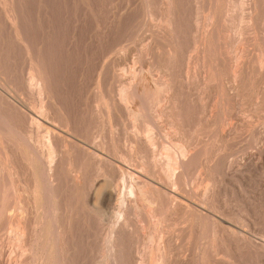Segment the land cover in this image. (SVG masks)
Instances as JSON below:
<instances>
[{
    "label": "bare ground",
    "instance_id": "obj_1",
    "mask_svg": "<svg viewBox=\"0 0 264 264\" xmlns=\"http://www.w3.org/2000/svg\"><path fill=\"white\" fill-rule=\"evenodd\" d=\"M19 1H27V0H19ZM40 1V0H39ZM54 1V0H53ZM51 1V2H53ZM62 1V0H61ZM73 1V0H72ZM100 1V0H99ZM98 1V2H99ZM108 1V0H107ZM138 1V0H137ZM144 1V0H143ZM150 0H145V8H146V14L150 15L151 14V5L153 6V4L150 5ZM158 1V0H157ZM177 1V0H176ZM186 1V0H185ZM193 1V0H192ZM200 0H196L194 2H196L198 5L200 4L202 6V4L199 2ZM202 1V0H201ZM208 1V0H207ZM225 1V0H224ZM232 1V0H231ZM37 2V1H36ZM46 2V1H45ZM71 2V1H70ZM69 2V3H70ZM78 2V1H77ZM136 2V1H135ZM134 2V3H135ZM152 2V1H151ZM154 2V0H153ZM161 2H163L161 0ZM160 2V3H161ZM190 2V1H189ZM192 2V4L194 3ZM199 2V3H198ZM215 2V1H214ZM218 1H216L217 3ZM223 2V1H222ZM231 3V9L235 10V11H239V15H237V17L232 16L231 17H235V19L233 20V26L235 25V22H240V23H245V26L240 28V31H244L245 29H247V27L249 26H253L254 25V19L256 17L257 11L263 7L264 9V0H233L232 2L227 1ZM225 2V3H226ZM34 3V1H33ZM50 3V2H49ZM54 3V2H53ZM52 3V4H53ZM57 3V2H56ZM92 3V2H91ZM157 3V2H156ZM164 6L160 4L161 7H165L166 5V9L167 11L165 13H167V18L164 22H166L165 25L169 24L170 25V15L174 16L176 14H173L172 10V0H165ZM175 3V2H174ZM185 3V2H184ZM195 3V4H196ZM203 3V1H202ZM209 3V2H208ZM219 3H221V0H219ZM224 3V4H225ZM15 4V0H0V7L4 8L5 11V18H6V22H8L7 24H9L10 27H8V30L11 29V33L14 34V38L16 37V39L18 40V42L21 45V51L22 54L24 53L27 60H24L25 62H28L29 65V70L26 74H28L26 77L22 78L23 80L21 81V90L24 89L28 91L29 94H31L33 98H31V101L29 103V106L27 107H23L21 106V104H11L13 102H11L10 104L7 102V105L9 104L10 107L8 106L7 108H9L6 112L3 111V109L0 111H3L1 113H6L1 114L0 113V144L2 146H0V148L3 151V154L5 156V171L6 173H8V177L5 179L7 184L5 185V190L3 192L4 197L1 199L0 198V217L2 219V217L4 218L3 220H5L4 222L2 221V223L4 224V230L7 233V239L6 241V245L8 246V250L5 252V256H7L6 263L8 264H187L188 260L185 257V251H183L185 248H183V244L185 243V239L186 238H190L192 235H196L197 233H200L198 235V242H200V244H202L199 247V250L197 249L196 253L193 255V259L192 263L194 264H232V260L233 257L231 255H229L230 252H228V250L223 251L220 250L221 246L229 241L232 242L233 244H235V246L237 247H243L244 249L246 248L248 251L250 250V252L254 253V255L256 254L257 256L260 257V262L261 264H264V235H261L260 241H255L253 240V237L250 235H247V232L242 230V219L243 217H239V215L235 218H232L231 215H225L224 211H222L223 206L221 208V206L219 205V199H216V184H215V180H213V178H211L210 180H206L208 182H200L198 184V180L197 182H194V180L192 181V177H190L189 180V173L190 171H194L189 169L190 166L194 163V159H195V155L198 152H194L195 154L191 153V147L193 146V148L195 147L194 145H196L193 142V136H195V141L196 140V132H194L195 127L193 128V126H190L191 132H194L192 134V136H190V139H187V130H185V124H187L188 121H185L186 119L184 117H188L186 115H188L186 112V110L188 109V106H190V102H192L190 99L192 97H194L193 95L190 96V104H184L185 101L183 103L177 102V99H179V97L176 95L178 94V89L181 90L182 89V84H180V86L177 89L176 94L174 93V87L173 86V82L174 79L176 80L175 77H173L176 73V71L174 72L173 70L170 69L169 72H174L172 78L171 83L169 82V80L167 81L166 79L168 78H164L165 81H159L160 83L157 81L156 83L158 85H156L155 88H151L152 86H149V84H147V78H145L144 76L141 77V75H144L142 73L143 70L142 68H140L139 66H137V63L134 64L137 66V68L139 67L142 71L141 75L139 77L140 78V84L138 86H133L132 88H127L126 86H123V88L118 89V98L117 100H112L107 94H105L104 96L106 98H110L109 102H105L103 96H100V98L96 99L97 101H95V104L92 105V102L90 105H92V108L90 107L89 109H91L92 114L96 115V117L98 118V120H102V122H105L104 117L106 116L107 118V122L108 125H110L111 120H113L114 116L113 114L117 111H120V113H122L123 116L127 117L130 119V121H133L132 124H136L135 122L138 123V121L140 122V126L138 132L134 131V136H130V143L132 142L133 145H131L132 150H130V152L127 150L129 147V145H127L126 151L122 150L124 152V154L117 150L113 145H111V142L113 141L112 138L110 144L106 141L109 140L107 139L105 142H101L98 140L96 133V138H91L88 137L87 135H90V132L87 135H84V126L83 128H81L82 131H80V135H77L78 133L76 132L77 129L80 126H76L78 127L75 131L72 128L73 124L71 122V119H69V116L64 113L63 109L61 107H58L57 104L54 102L53 98L54 96L51 93V89L49 86V77H48V73L46 71L45 65L43 64L42 59L40 58L39 54L37 52H35V48L33 49L31 47V42L29 44V40L26 38H24V34L22 36L21 30L19 27V15H18V11L16 10V8L14 7ZM32 4V3H31ZM60 4V3H59ZM62 4V3H61ZM90 4V3H89ZM93 4V3H92ZM101 4V3H100ZM140 4V3H139ZM159 4V3H158ZM183 4V3H182ZM191 4V5H192ZM195 4H193L194 8H195ZM57 5V4H55ZM198 6V8H200L201 6ZM209 4H206V6L208 7ZM217 5V4H216ZM223 5V4H221ZM226 5V4H225ZM62 6V5H61ZM64 6V5H63ZM122 6V5H121ZM140 6V5H138ZM158 6V7H160ZM197 6V5H196ZM205 6V7H206ZM214 6V5H213ZM220 6V5H219ZM224 6V5H223ZM229 6V4H228ZM39 7V6H38ZM49 7V6H48ZM51 7V6H50ZM155 8V6H153ZM181 7V6H180ZM206 7V8H207ZM226 8V6H224ZM15 8V9H14ZM33 8V7H32ZM54 8V6H53ZM75 8V7H74ZM82 8V7H81ZM80 8V9H81ZM85 8V7H84ZM107 8V7H106ZM139 8V7H138ZM162 8V9H163ZM184 8V7H182ZM205 8V9H206ZM215 8V6H214ZM229 8V7H227ZM31 9V8H29ZM36 8H34L35 10ZM39 9V8H38ZM51 9V8H50ZM55 9V8H54ZM57 9V6H56ZM70 9V8H69ZM140 9V8H139ZM138 9V10H139ZM142 9V8H141ZM160 9V8H159ZM161 9V10H162ZM175 9V8H174ZM203 9V8H202ZM200 9V10H202ZM209 9V8H208ZM217 9V8H216ZM224 9V8H223ZM222 9V11L224 12V10ZM22 10V9H21ZM37 10V9H36ZM46 10V9H45ZM63 10V9H62ZM137 10V11H138ZM181 10V9H180ZM186 10V9H185ZM184 10V12H185ZM189 10V9H188ZM231 10V11H232ZM259 10V11H260ZM41 11V10H40ZM68 11V10H67ZM74 11V10H73ZM164 11V9L162 10ZM175 11V10H174ZM195 11V10H194ZM203 11V10H202ZM207 11V10H206ZM215 11V10H213ZM232 11V12H235ZM248 11V12H247ZM35 12V11H34ZM43 12V11H41ZM45 12V11H44ZM48 12V11H47ZM70 12V11H69ZM109 12V11H108ZM208 12V11H207ZM221 12V11H220ZM31 13V12H30ZM49 13V12H48ZM52 13V12H51ZM57 13V12H56ZM71 13V12H70ZM162 14V15H165ZM173 15H172V14ZM197 14L198 15V11L193 12V14ZM206 13V12H205ZM204 13V14H205ZM211 13V12H210ZM217 13V12H216ZM34 14V13H33ZM44 14V13H42ZM61 14V13H60ZM120 14V12H119ZM159 14V13H158ZM182 16H184L182 13H180ZM186 14V13H185ZM194 14V16H195ZM202 14V12H201ZM200 14V15H201ZM215 14V13H214ZM225 14V12L223 13V15ZM229 14V13H227ZM235 14V13H233ZM238 14V13H236ZM235 14V15H236ZM259 14H262L259 12ZM41 15V13H40ZM50 15V14H49ZM56 16V14H54ZM78 15V13H77ZM83 15V14H82ZM133 15V14H132ZM140 15V14H138ZM137 15V17H138ZM222 15V13H221ZM221 15H218V19L219 17H221ZM222 15V16H223ZM226 15V14H225ZM263 15V14H262ZM32 16V15H31ZM37 16V15H35ZM120 16V15H119ZM136 16V15H135ZM143 16V13L141 15V17ZM186 16V15H185ZM194 16H192L191 18H193ZM199 16V15H198ZM205 16V15H204ZM51 17V16H50ZM59 17V16H58ZM68 17V16H67ZM73 17V16H71ZM109 17V16H108ZM150 17V16H148ZM147 17V18H148ZM181 17V16H180ZM190 17V16H188ZM200 17V16H199ZM202 17V15H201ZM257 17H261L258 16ZM29 18V17H28ZM52 18V17H51ZM74 18V17H73ZM80 18V17H79ZM92 18V17H91ZM123 18H125L123 16ZM165 18V17H164ZM174 19V17H172ZM182 18V17H181ZM215 16L213 14H210L207 16V24L212 23L214 20ZM226 20V17H222ZM32 19V18H31ZM56 19V17H55ZM54 19V20H55ZM65 19V18H64ZM70 20V18H68ZM72 19V18H71ZM98 19V18H97ZM132 19V18H131ZM136 19V17L133 18V20ZM146 19V18H145ZM151 19L150 22H152V19H154V17L149 18V20ZM162 19V17H161ZM160 19V20H161ZM177 19V18H176ZM175 19V20H176ZM187 19V18H186ZM195 19V17H194ZM201 19V18H199ZM216 19V21L219 22V20ZM223 19V20H224ZM259 19V18H258ZM262 21L264 22V15L262 16ZM260 19V20H261ZM34 19H32L33 21ZM42 20V19H41ZM48 20V18H47ZM54 20L52 22H54ZM58 20V19H57ZM103 20V19H102ZM101 20V21H102ZM107 20V19H106ZM117 20V19H116ZM197 20V19H196ZM228 20V19H227ZM66 21V20H65ZM130 21V20H129ZM144 21V20H143ZM148 21V20H146ZM163 21V19H162ZM174 21V20H173ZM175 24V22H173ZM189 21V19H188ZM198 21V20H197ZM196 21V23H198ZM259 21V20H258ZM36 22V20H35ZM61 21H59L60 23ZM92 22V21H91ZM107 22V21H106ZM116 22V21H115ZM113 22V25L114 23ZM149 22V21H148ZM154 22V21H153ZM168 22V23H167ZM217 22V23H218ZM222 22V20H221ZM262 22V23H263ZM24 23V22H23ZM34 23V22H33ZM37 23V22H36ZM43 25L44 22H42ZM55 23V22H54ZM53 23V24H54ZM57 23V22H56ZM80 23V22H79ZM104 23V22H103ZM110 23V22H109ZM117 23V22H116ZM129 23V22H128ZM135 23V22H134ZM140 23V22H139ZM183 23H185V21H183ZM189 23V22H188ZM192 23V22H191ZM195 23V21H194ZM196 28H197V24ZM201 23V21H200ZM203 23V22H202ZM216 23V22H215ZM224 23V21H223ZM223 23L221 24V26L219 28L222 27ZM258 23V22H257ZM256 23V24H257ZM260 23V22H259ZM258 23V24H259ZM3 24V22H2ZM47 24V22H46ZM75 24V23H74ZM100 24V22H99ZM108 24V23H107ZM106 24V25H107ZM143 23H141L142 25ZM155 24V23H154ZM179 24V23H178ZM214 24V23H213ZM226 24V22L224 23V25ZM228 24V23H227ZM242 24V25H243ZM255 24V25H256ZM264 24V23H263ZM34 25V24H33ZM38 25V24H37ZM52 25V24H51ZM83 25V24H82ZM96 25V24H95ZM131 25V24H129ZM128 25V26H129ZM163 24V28L164 26ZM168 25V26H169ZM177 24H175L176 26ZM194 25V28H195ZM212 25V24H211ZM220 25V24H218ZM223 25V27H224ZM229 25L231 27V23L229 22ZM238 25V24H237ZM240 25V24H239ZM31 26V25H30ZM36 25H34L35 27ZM58 26V25H57ZM127 26V25H126ZM125 26V27H126ZM137 26V25H136ZM135 26V27H136ZM144 26V25H142ZM140 26V27H142ZM148 26V25H147ZM188 26V24H187ZM201 26V25H200ZM206 26V25H205ZM210 26V25H209ZM209 26L207 25L206 30H204L203 32V38H204V46L206 47V45L208 47V49L213 50L210 48V44H208V37L210 35V30H207L209 28ZM236 26V25H235ZM241 26V25H240ZM257 26V25H256ZM263 28V25H260ZM38 27V26H37ZM48 27V24L47 26ZM112 27V26H111ZM115 28V26H113ZM112 27V28H113ZM192 27V26H191ZM216 27V26H215ZM214 29H217L218 27ZM254 27V26H253ZM258 27V26H257ZM24 28V27H23ZM28 28V27H27ZM32 28V27H31ZM109 28V27H108ZM113 28V29H114ZM129 28V27H128ZM169 28V27H168ZM172 27H170L169 29L171 30ZM178 28V26H177ZM193 28V27H192ZM191 28V29H192ZM202 28V26L195 31H200V29ZM218 28V29H219ZM244 28V29H243ZM255 28V27H254ZM259 28V29H262ZM25 29V28H24ZM30 29V28H29ZM45 29V28H44ZM103 29V28H102ZM133 29V28H132ZM167 29V28H166ZM179 29V28H178ZM212 29V26H211ZM225 29V28H224ZM222 29V30H224ZM235 27H231V32L232 30H234ZM258 29V28H257ZM264 29V28H263ZM46 30V29H45ZM112 30V29H111ZM122 30V29H121ZM159 30V29H158ZM160 30V31H162ZM194 30V29H193ZM26 31V30H25ZM82 31V30H81ZM113 31V30H112ZM111 31V32H112ZM139 31V29H138ZM165 31V30H164ZM192 31V30H191ZM194 31V32H195ZM198 31V33H199ZM220 31V29L218 30ZM237 31V30H236ZM239 31V30H238ZM240 31L238 33H240ZM251 31V30H249ZM257 31V30H256ZM261 31V30H259ZM258 31V32H259ZM264 31V30H263ZM24 32V31H23ZM38 32V31H37ZM48 32V31H47ZM58 32V31H57ZM101 32V31H100ZM103 32V31H102ZM144 32V31H143ZM154 32V31H153ZM170 32V31H169ZM190 32V31H188ZM213 32V31H212ZM217 33V30L214 31V33ZM221 32V31H220ZM225 32V31H224ZM253 32V31H252ZM40 33V32H39ZM56 33V32H55ZM61 33V32H60ZM124 33V32H123ZM137 33V32H136ZM142 33V32H141ZM146 33V32H145ZM150 33V30L148 32V34ZM155 33V32H154ZM160 32H158L159 35ZM167 33V32H166ZM196 33V32H195ZM196 33V34H198ZM223 33V31H222ZM230 33V32H229ZM237 33V32H236ZM246 33V32H245ZM254 33V32H253ZM261 33V32H260ZM259 33V34H260ZM25 34H27L25 32ZM32 34V32H31ZM37 34V33H36ZM42 35V31L40 33ZM39 34V35H40ZM99 34V33H98ZM109 34V33H108ZM120 34V33H119ZM118 34V35H119ZM122 34V33H121ZM140 34V33H139ZM148 34H145V36L143 35V37H147ZM152 34V33H150ZM157 34V32H156ZM172 34V32H171ZM177 33L174 34V36ZM179 34V33H178ZM190 34H192V32H190ZM195 34V35H196ZM200 34V33H199ZM224 34V33H223ZM222 34V35H223ZM231 34V33H230ZM233 34V32H232ZM242 34V33H240ZM54 35V34H53ZM117 35V36H118ZM124 35V34H123ZM147 35V36H146ZM161 35V34H160ZM168 35H170V33H168ZM173 35V34H172ZM171 35V37H172ZM186 35V34H185ZM218 35V33H217ZM216 35V36H217ZM221 38V33H219ZM226 35V34H225ZM222 36V40H224V36ZM239 35V34H238ZM244 35V34H243ZM261 35V34H260ZM264 35V34H263ZM12 36V35H11ZM37 36V35H36ZM47 36V35H45ZM94 36V35H93ZM100 36V35H99ZM167 36V35H165ZM182 36V35H181ZM190 36V35H189ZM228 36V33H227ZM225 36V37H227ZM240 36V35H239ZM254 36V34H253ZM262 36V35H261ZM31 37V36H30ZM29 37V38H30ZM54 37V36H52ZM58 37V35L56 36ZM85 37V36H84ZM102 37V36H101ZM127 36H125L126 38ZM132 37V36H131ZM150 37V35H149ZM152 37V35H151ZM160 36V39H162ZM185 37V36H184ZM201 37V36H200ZM213 38V35H211L209 38ZM230 36H228L229 38ZM232 37V36H231ZM230 37V38H231ZM235 37V34H234ZM238 37V36H237ZM237 37H235L233 39V41L235 39H237ZM256 37V36H255ZM258 37V36H257ZM13 38V39H14ZM37 38V37H36ZM41 38V37H40ZM39 38V40H40ZM117 38V37H116ZM148 38V37H147ZM154 38V36L152 37ZM151 38V39H152ZM157 38V37H155ZM164 38V37H163ZM173 38V37H172ZM176 38V36L174 37ZM196 38V37H194ZM214 38L215 35H214ZM233 38V37H232ZM243 39L247 38V37H242ZM254 38V37H253ZM70 39V38H69ZM94 39V38H93ZM103 39V38H102ZM114 39V38H113ZM120 39H122L120 37ZM135 39H137L135 37ZM149 39V38H148ZM147 39V40H148ZM150 39V40H151ZM166 39V38H165ZM183 39V38H181ZM217 39V38H216ZM215 39V40H216ZM239 39V38H238ZM237 39V40H238ZM252 39V36H250L249 40ZM261 39H264L261 37ZM6 40V39H5ZM34 40V39H33ZM47 41V39H45ZM56 40V39H55ZM58 40V39H57ZM63 40V39H62ZM124 40V39H123ZM127 40V39H126ZM139 40V38H138ZM150 40L148 41V43L150 42ZM154 40V39H153ZM152 40V43H155ZM172 40V39H171ZM176 40L178 41V38H176ZM187 40V39H186ZM195 40V39H194ZM200 40V39H197ZM214 40V39H213ZM214 40V41H215ZM219 40V39H218ZM221 40V39H220ZM221 40V41H222ZM228 40V39H227ZM232 40V39H230ZM230 40L228 43H230ZM241 40V39H240ZM239 40V41H240ZM248 40V39H246ZM245 41L242 42H238L241 43L239 46H241L243 44V46L247 45L245 44ZM116 41V40H115ZM121 41V40H120ZM136 41V40H135ZM143 41V40H142ZM170 41V40H169ZM174 41V40H173ZM184 41V40H183ZM232 41L231 45H234V41ZM254 40H251V42ZM55 42V41H54ZM53 42V43H54ZM57 42V41H56ZM119 42V40H118ZM123 41L119 42L122 43ZM146 42V40H145ZM158 42V41H157ZM171 42V41H170ZM186 41H184L185 43ZM197 44L198 41H196ZM200 42V41H199ZM216 42V41H215ZM218 42V41H217ZM226 42V40H225ZM237 42V41H236ZM249 42V41H247ZM35 43V42H33ZM42 43V42H41ZM52 43V44H53ZM60 43V42H59ZM79 43V42H78ZM81 43V42H80ZM111 43V42H110ZM118 43V44H119ZM135 43V42H134ZM142 43V42H141ZM141 43L139 42V44L141 45ZM161 43V42H158ZM157 43V44H158ZM164 43V42H163ZM210 43V42H209ZM227 43V44H228ZM237 43V44H238ZM253 43V42H252ZM47 44V43H46ZM45 44V45H46ZM55 44V43H54ZM57 44V43H56ZM62 44V43H60ZM86 44V43H85ZM123 44V43H122ZM125 44V43H124ZM127 44V43H126ZM143 44V43H142ZM150 46L148 45V47H153V44ZM154 44V46H155ZM175 44V43H174ZM189 44V43H188ZM191 44V43H190ZM189 44V45H190ZM196 44V43H194ZM193 44V45H194ZM196 44V45H197ZM236 44V43H235ZM236 44V45H237ZM255 44V41L254 43ZM253 44H251L253 46ZM36 45V44H35ZM108 45V44H107ZM121 45V44H120ZM133 45V44H132ZM144 45L147 47V44L144 43ZM143 45V46H144ZM164 47L163 44H160ZM182 45V44H181ZM226 45V43H225ZM235 45V46H236ZM250 45V46H251ZM2 46V45H1ZM57 46V45H56ZM62 46V45H61ZM60 46V47H61ZM119 46V45H118ZM120 50V47H118ZM126 46V45H125ZM129 46V45H128ZM136 46V44H135ZM138 46V45H137ZM145 46L143 48H145ZM166 46V45H165ZM171 46V45H170ZM169 46V47H170ZM188 46V45H187ZM192 46V44L190 45V47ZM195 46V45H194ZM238 46V47H239ZM249 46V47H250ZM251 46V47H252ZM257 46V45H256ZM260 46V44L258 45ZM257 46V47H258ZM10 47V46H9ZM8 47V49H9ZM115 47V46H114ZM113 47V48H114ZM131 47V46H130ZM147 47V48H148ZM177 47V46H176ZM179 47H181L179 45ZM178 47V48H179ZM198 47V46H197ZM200 47V46H199ZM220 47V46H218ZM227 45L225 46V50L226 52L227 50ZM248 47V49H249ZM256 47V48H257ZM56 49V47H54ZM83 48V47H82ZM92 48V47H91ZM112 50L109 51H119L117 48H114ZM129 48V47H127ZM137 48V47H136ZM140 48V47H139ZM138 48V49H139ZM146 48V50H147ZM165 48V47H164ZM189 48V46L187 47ZM186 48V50H187ZM195 48V47H194ZM194 48H190L188 50H193ZM223 48V47H222ZM237 48V47H236ZM243 48V47H242ZM254 48V49H256ZM262 48V47H260ZM7 49V47H6ZM15 49V48H14ZM58 49V48H57ZM66 49V48H65ZM90 49V48H89ZM93 49V48H92ZM155 49V47L153 48ZM168 49V46H167ZM172 49V48H171ZM171 49H169V51L173 52ZM177 49V48H176ZM175 49V50H176ZM185 49V47H184ZM203 49V47H202ZM223 49V52H225ZM238 49V48H237ZM245 49V48H244ZM243 49V50H244ZM259 49V48H258ZM258 49L256 50V52L258 51ZM70 50V49H69ZM104 50V49H103ZM106 50V49H105ZM142 50V47H141ZM140 51V53L142 54V51ZM144 50V49H143ZM156 50V49H155ZM163 50V48L161 49ZM183 49H181L180 52H182ZM197 49H195L196 51ZM207 50V49H206ZM205 50V51H206ZM216 50V48L214 49ZM220 50V49H219ZM241 51H243L242 49H240ZM247 50V47L246 49ZM244 50V51H245ZM253 50V49H252ZM263 50V49H262ZM9 51V50H8ZM55 51V50H54ZM138 51V50H137ZM148 51V50H147ZM147 51H143L145 52L144 54H147ZM150 51V50H149ZM158 55L161 54L162 56V52L160 50H158ZM165 51V50H164ZM168 51V50H167ZM168 51V52H169ZM177 51V52H179ZM189 51L191 54L195 53L194 51L191 52ZM204 51V50H203ZM204 51V52H205ZM232 55L234 54L232 51V49L230 50ZM229 51V52H230ZM1 52V51H0ZM6 52V51H5ZM50 52V51H49ZM57 52V51H56ZM103 52V51H102ZM125 52V50H124ZM153 53V51H151ZM151 52H148L151 54ZM157 52V51H156ZM170 52V54H171ZM175 52V51H174ZM184 52V51H183ZM188 52V51H187ZM185 52V53H187ZM211 52V51H210ZM216 52V51H215ZM215 52L213 51V53L215 54ZM225 52V55H226ZM236 51V55H237ZM247 52H249L247 50ZM259 52V51H258ZM53 53V52H52ZM58 53V52H57ZM60 53V51H59ZM110 53V52H109ZM114 53V52H112ZM116 53V52H115ZM114 53V54H115ZM138 53V54H140ZM165 53V52H163ZM240 53V52H239ZM245 52H243L244 55ZM250 53V52H249ZM252 53V51H251ZM250 53V54H251ZM9 54V53H8ZM23 54V56H24ZM137 54V53H136ZM137 54V55H138ZM140 54V55H141ZM169 54V53H168ZM169 54V55H170ZM181 54V53H180ZM201 54V51H200ZM203 54V53H202ZM201 54V56H202ZM206 54V53H205ZM202 57H204V55ZM209 54V51H208ZM206 54V58L207 55ZM213 54V55H214ZM221 54V53H220ZM228 56H230L231 54H229L227 52ZM262 56L256 59H252V54H251V61L256 60L254 63L252 62V64H254L253 66H246L243 67V65L241 64L242 62H244L242 60V57L244 58V56L242 55V57L240 58L239 61L242 60V62L238 63L237 61V65L234 66L232 60H229L230 57H228L230 63H228V74L231 75L234 84L236 81L241 82V87L245 89V87L248 86V84L245 83V80L247 81H251L255 80V83H251V85H249L247 88L251 91L252 93V97H254V100L256 98L255 102V106L256 108H260L261 106H264V51L262 52ZM14 55V54H13ZM21 55V54H20ZM56 55V54H55ZM58 55V54H57ZM79 55V54H78ZM112 55V54H111ZM135 55V57L137 56ZM138 55V56H140ZM153 55V54H151ZM150 55V61L152 62V56ZM167 55V56H169ZM172 55V54H171ZM176 55L173 54V56ZM184 55V53H183ZM193 55V54H192ZM211 55V53H210ZM212 55V56H213ZM224 55V54H223ZM224 55V56H225ZM249 55V54H248ZM24 56V57H25ZM99 56V55H98ZM116 56V55H115ZM123 56V55H122ZM136 57L138 58V61L140 60V62H142L140 59V57H142V55L140 57ZM148 56V55H147ZM154 56V55H153ZM186 56V57H185ZM190 56L189 53L186 55H184V58L187 59V57ZM196 56V53H195ZM235 56V54H234ZM239 56V55H237ZM256 56V54H255ZM5 57V56H4ZM15 57V56H14ZM85 57V55H84ZM89 57V56H88ZM126 57V56H125ZM164 57V55H163ZM176 57V56H175ZM182 57V56H181ZM194 57V56H193ZM200 57V56H199ZM201 57V59H202ZM215 58H217L214 55ZM220 57V56H219ZM227 57V55H226ZM240 57V56H239ZM238 57V58H239ZM247 57V53L245 56V59ZM254 57V56H253ZM9 58V57H8ZM105 58V57H104ZM122 58V57H121ZM147 58V57H146ZM155 58V57H154ZM157 58V57H156ZM177 58V57H176ZM175 58V59H176ZM190 59L185 60L186 62L184 64L187 63V61L191 60L192 57H188ZM197 57H195L196 59ZM209 58V57H208ZM211 58V57H210ZM209 58V61L211 60ZM214 58V60H215ZM232 58H234L232 56ZM249 58V57H248ZM255 58V57H254ZM5 59V58H4ZM13 59V57H12ZM132 59V58H131ZM149 60V57L147 58ZM166 59V58H165ZM169 59V57H168ZM194 59V58H193ZM194 59V60H195ZM213 59V58H212ZM235 59L237 60V58L235 57ZM53 60V58L51 59ZM77 60V58H76ZM97 60V59H96ZM103 60V59H102ZM137 60V59H135ZM156 60V59H155ZM171 60V58H170ZM205 60V58H204ZM221 60V57L219 59V62ZM250 60V59H249ZM7 61V60H6ZM5 61V62H6ZM65 61V60H63ZM72 61V60H71ZM74 61V60H73ZM104 61V60H103ZM106 61V60H105ZM120 61V60H119ZM149 61V62H150ZM173 61V60H172ZM176 61V60H175ZM193 61V60H192ZM196 61V60H195ZM200 61V60H199ZM203 61V60H202ZM206 61V60H205ZM204 61V62H205ZM235 61V60H234ZM25 62L23 64H25ZM61 62V61H60ZM133 62V61H132ZM135 62V61H134ZM150 62V63H151ZM183 62V61H182ZM223 62V61H221ZM99 63V62H98ZM128 63V62H127ZM147 63V61L145 62ZM166 63H168L166 61ZM189 63V62H188ZM193 63V62H192ZM190 61V64H192ZM211 63V62H209ZM244 63H248V62H244ZM7 64V62H6ZM5 64V65H6ZM9 64V63H8ZM66 64V63H65ZM105 64V63H104ZM103 64V65H104ZM126 64V63H125ZM144 64V63H143ZM154 64V63H152ZM157 64V63H156ZM164 64V63H163ZM171 64V63H170ZM169 64V65H170ZM175 64V63H174ZM184 64L182 66H184ZM201 65V62L199 63ZM204 64V65H203ZM202 65L204 67H207L205 65V63H203ZM213 64V63H212ZM217 64V62H216ZM240 64V65H238ZM4 65V64H3ZM103 65L100 64L99 68H103ZM110 65V64H109ZM118 65V64H117ZM133 65V66H134ZM139 65V64H138ZM146 65V64H145ZM148 65H150L148 63ZM173 65V62H172ZM172 65H170V67H172ZM179 65V64H178ZM187 65V64H186ZM185 65V67H186ZM198 63L196 64L195 67L197 66ZM211 65V64H210ZM218 65V64H217ZM221 64L219 63V66ZM242 65V66H241ZM15 66V65H13ZM73 66V65H72ZM142 66V65H141ZM144 66V65H143ZM147 66V65H146ZM161 66V65H160ZM175 65H173L174 67ZM177 66V64H176ZM189 66V65H188ZM187 66V67H188ZM191 66V65H190ZM189 66V67H190ZM215 66V64H214ZM217 66V67H219ZM9 67V66H8ZM28 67V66H27ZM90 67V66H89ZM124 67V66H123ZM132 67V66H131ZM155 67V65H154ZM167 67V66H166ZM168 67V68H170ZM186 67V69H187ZM201 67V66H200ZM203 67V68H204ZM223 67V66H222ZM17 68V67H16ZM77 68V67H76ZM97 68V67H96ZM107 68V67H106ZM116 68V67H115ZM122 68V67H121ZM135 68V67H134ZM133 68V69H134ZM160 68V67H159ZM176 68V67H175ZM183 68V67H181ZM211 68V67H210ZM226 68V66H225ZM245 68V69H244ZM61 69V68H60ZM125 70V68H123ZM131 69V68H130ZM129 69V72L131 71ZM132 69V71H133ZM161 69V68H160ZM178 69V68H177ZM185 69V68H183ZM197 69V68H196ZM194 69V70H196ZM206 69V68H205ZM209 69V68H208ZM217 69V68H216ZM220 69V68H219ZM217 69V70H219ZM52 70V69H51ZM58 70V69H57ZM100 70V69H99ZM108 70V69H106ZM116 70V69H115ZM122 71V69H120ZM135 71H137L136 69H134ZM146 70V69H145ZM149 70V69H148ZM166 70V69H165ZM168 70V69H167ZM193 70V73H194ZM203 70V69H202ZM211 70V69H210ZM213 70V69H212ZM215 70V69H214ZM216 70V71H217ZM224 70V69H223ZM9 71V70H8ZM95 71H98L95 69ZM101 71V70H100ZM117 71H119L117 69ZM116 71V72H117ZM128 71V70H127ZM131 71V72H132ZM139 71V70H138ZM151 70L146 72H150ZM160 71V70H159ZM181 71V70H178ZM185 71V70H184ZM190 71V69H189ZM187 70V76L189 78L190 72ZM205 70H203L202 72H204ZM207 71V69H206ZM10 72V71H9ZM15 72V71H13ZM12 72V73H13ZM53 72V71H52ZM57 72V71H56ZM103 72V71H102ZM101 72V73H102ZM106 72V71H105ZM109 72V71H108ZM107 72V73H108ZM123 72V71H122ZM145 72V73H146ZM158 72V71H157ZM155 72V73H157ZM165 72V71H164ZM168 72V71H167ZM165 72V73H167ZM183 72V71H182ZM181 72V73H182ZM186 72V71H185ZM184 72V73H185ZM224 72V71H223ZM7 73V72H6ZM97 73V72H96ZM112 73V72H111ZM118 73H121L120 71ZM116 73V74H118ZM128 73V72H127ZM137 73V72H135ZM215 73V71H214ZM218 73V71L216 72ZM104 74V73H103ZM102 74V76H103ZM151 74V73H149ZM160 74V73H159ZM177 74V73H176ZM196 74H198L196 72ZM193 76V79L197 80L195 77ZM205 74V73H204ZM225 74V73H224ZM223 74V76H224ZM9 75V74H8ZM100 75V74H99ZM106 75V73L104 74ZM120 77L121 75L123 76V74H119ZM130 75V73H129ZM134 75V72H133ZM136 75V74H135ZM152 75V74H151ZM163 75V74H162ZM167 75V74H166ZM181 75V74H180ZM180 75H178L180 77ZM186 75V74H184ZM93 76V75H92ZM97 76V75H96ZM95 76V77H96ZM101 76V75H100ZM99 76V78H100ZM109 76V75H108ZM112 76V75H111ZM116 76V75H115ZM124 76H126V74L124 73ZM147 76V75H146ZM176 76V75H175ZM183 76V74H182ZM186 76V77H187ZM198 77L200 75H197ZM203 75L204 81L205 78L207 76ZM217 76H219L217 74ZM222 75H220V77H216L212 75L210 78V82H212L213 79H218V81L220 82V87L222 89L223 94H226V87L225 84H229V83H225L224 84V79L222 80L221 78ZM16 77V76H15ZM20 77V76H19ZM87 77V76H86ZM94 77V78H95ZM137 77V76H136ZM144 77V78H143ZM154 77V75H153ZM152 77V78H153ZM163 77V76H162ZM165 77V76H164ZM167 77V76H166ZM177 77V76H176ZM197 77V78H198ZM227 78V76H225ZM93 78V80H95ZM112 78V77H110ZM124 78V79H123ZM121 77V80H128L125 79V77ZM127 78V77H126ZM131 78V76H130ZM134 78V77H133ZM256 78L258 80V84H260L259 86L261 87V91L257 90L256 86ZM18 79V78H17ZM104 80L102 85L105 84L104 81H106V77L104 76L103 78ZM132 79V78H131ZM155 79V78H154ZM157 79V78H156ZM155 79V80H156ZM170 79V78H169ZM216 79V80H217ZM99 80V79H98ZM101 80V78H100ZM99 80V81H100ZM110 80V79H107ZM115 80H117V78L115 77ZM114 80V81H115ZM120 80V81H121ZM122 80V81H123ZM133 80V79H132ZM152 80V79H151ZM183 80V79H182ZM192 80V81H195ZM226 80V79H225ZM228 80V79H227ZM134 81V80H133ZM203 81V82H204ZM111 82V81H110ZM117 82V81H116ZM190 82V81H189ZM199 82V80H198ZM198 82L196 83V85L198 84ZM228 82V81H227ZM20 82H18L19 84ZM123 83V82H121ZM125 83V82H124ZM132 83V82H131ZM134 83V82H133ZM138 83V82H137ZM186 83V82H184ZM193 83V82H192ZM207 83V82H206ZM233 83V82H232ZM2 84V83H1ZM7 84V83H6ZM57 84V83H56ZM99 84V82L97 83ZM109 84V83H108ZM107 84V85H108ZM117 84V83H116ZM154 84V83H153ZM205 84V83H204ZM219 84V83H218ZM217 84V85H218ZM9 85V84H8ZM11 85V84H10ZM19 85V86H20ZM101 85V86H102ZM120 86V84H118ZM117 85V87H118ZM124 85V84H122ZM121 85V86H122ZM131 85V84H130ZM129 85V86H130ZM186 85V84H185ZM190 85V84H189ZM193 85H195L193 83ZM215 85V86H217ZM236 85L237 82H236ZM247 85V86H246ZM3 85H1L0 87H2ZM84 86V85H83ZM94 86V84L92 85ZM116 86V85H115ZM201 86V85H200ZM212 86V85H211ZM227 86V85H226ZM235 86V85H234ZM6 87V86H5ZM16 87H18L16 85ZM15 87V88H16ZM91 87V86H90ZM99 87V86H98ZM106 86H104L105 88ZM126 87V88H125ZM159 87V88H158ZM187 87V86H185ZM198 89L199 88V84L198 86H196ZM194 87V88H196ZM202 87V86H201ZM233 87V86H232ZM14 88V89H15ZM20 87H18L19 90ZM55 88V87H54ZM189 88V86L187 87ZM186 88V89H187ZM206 88V86L204 87ZM213 88V86H212ZM234 88V87H233ZM1 89V88H0ZM4 89V87H3ZM96 89H97V85H96ZM95 89V90H96ZM99 89V88H98ZM107 89V87H106ZM115 89V88H114ZM116 89V91H117ZM193 89V88H192ZM210 89V88H209ZM219 89V90H221ZM240 89V88H239ZM7 90V89H5ZM16 88V91H18ZM57 90V89H56ZM88 90V89H86ZM85 90V91H86ZM100 90V89H99ZM104 90V89H102ZM195 90V89H194ZM197 90V89H196ZM201 90V89H200ZM207 90V89H204ZM236 90H238V87L236 88ZM246 90V89H245ZM14 92V90H12ZM24 91V90H23ZM22 91V92H23ZM54 91V90H53ZM109 91V90H108ZM113 91V89L111 90ZM173 91V92H172ZM181 91H184L183 89ZM186 91V90H185ZM184 91V92H185ZM210 91V90H209ZM216 91V90H215ZM231 91V89H230ZM233 91V90H232ZM8 92V91H7ZM61 92V91H60ZM74 92V91H73ZM88 92V91H87ZM183 92V93H184ZM197 92V91H194ZM203 92V91H202ZM220 92V91H219ZM237 92V91H236ZM10 93V92H9ZM15 93V92H14ZM20 93V92H17ZM96 93V92H95ZM104 93L105 90H104ZM109 93V92H108ZM117 93V92H116ZM146 93L150 94V98L149 95L148 96V100L147 98L144 99L146 97ZM174 93V94H172ZM180 93V92H179ZM189 93V92H188ZM199 93V92H198ZM216 93V92H214ZM218 93V92H217ZM231 93V92H230ZM241 93V92H240ZM248 93V91H247ZM11 94V93H10ZM24 94H26L24 92ZM23 94V95H24ZM55 94V93H54ZM100 94V92H99ZM171 94V95H170ZM191 93L188 94V96ZM194 94V93H193ZM201 94V93H199ZM203 94V93H202ZM232 94V93H231ZM250 94V92H249ZM86 95V94H85ZM101 95V94H100ZM108 97H107V96ZM110 95V93H109ZM184 95V94H183ZM187 95V93H186ZM214 95V94H213ZM221 95V94H220ZM237 95V94H236ZM246 95V94H245ZM245 95H241V96H245ZM3 96V95H2ZM53 96V98H52ZM116 96V95H115ZM181 96V94H180ZM195 96H198L195 94ZM204 96V95H203ZM216 96V95H215ZM219 96V94H218ZM247 96V95H246ZM249 96V95H248ZM4 97L6 98V96L4 95ZM97 97V96H96ZM95 97V98H96ZM140 100H139V98ZM143 97V98H142ZM165 97V98H164ZM202 98V95L198 96ZM221 97V96H220ZM234 99L236 96H233ZM262 97V98H261ZM1 98V96H0ZM8 98V97H7ZM73 98V97H72ZM105 98V99H106ZM142 98V99H141ZM182 98V96L180 97ZM197 98V97H194ZM208 98V97H207ZM210 98V96H209ZM218 98V97H217ZM216 98V99H217ZM4 99V98H3ZM55 99V98H54ZM76 99V98H75ZM80 99V98H79ZM91 99V98H90ZM94 99V98H93ZM92 99V100H93ZM185 99V97H184ZM214 99V98H213ZM228 99V98H227ZM233 102V98L231 97ZM239 100V97L237 98ZM246 99V97H245ZM245 99L243 98V102L241 101L240 104L244 103ZM28 100V99H27ZM57 100V99H56ZM183 100V99H182ZM186 100V99H185ZM193 100V99H192ZM195 100H198L195 99ZM236 100L235 102L238 103ZM241 100V98H240ZM4 101V100H3ZM6 101V100H5ZM181 101V99L179 100ZM207 104L208 102L206 100H204ZM217 101V100H216ZM215 101V102H216ZM227 101H229L230 104V100L228 99ZM249 101V100H248ZM1 102V99H0ZM23 102V101H22ZM58 102V101H57ZM182 102V101H181ZM196 102V101H195ZM199 102V101H197ZM201 102V100H200ZM211 102V101H210ZM215 102H211V103H215ZM247 102V101H246ZM253 102V101H252ZM251 102V103H252ZM253 102V103H254ZM6 103V102H5ZM60 103V102H59ZM84 103V102H83ZM94 103V102H93ZM178 103H180L181 105L184 104L185 108L182 109L183 107ZM194 102H192L193 104ZM204 103V102H203ZM202 103V104H203ZM234 103V102H233ZM25 104V103H24ZM62 104V103H60ZM196 104V103H195ZM205 104V103H204ZM222 104V103H221ZM226 104V105H227ZM235 104V103H234ZM247 104V103H246ZM1 105V104H0ZM86 105V103H84V106ZM198 105V104H197ZM200 105V103H199ZM225 105V106H226ZM232 105V104H231ZM238 105V104H237ZM236 105V106H237ZM244 105V104H243ZM250 105V103H249ZM26 106V105H25ZM72 107V105H70ZM79 106V104H78ZM77 106V107H78ZM182 108H181V107ZM187 106V107H186ZM203 106V105H202ZM212 106V105H211ZM208 107V109L211 108ZM234 106V105H233ZM232 106V109H234ZM239 106V105H238ZM237 106V107H238ZM241 106V105H240ZM245 106V105H244ZM242 106V107H244ZM74 107V106H73ZM194 107L197 106H192V108H190L189 110L194 112ZM205 106H203V108H205ZM212 107H215L212 106ZM217 107V106H216ZM215 107V108H216ZM221 107V106H220ZM219 107V108H220ZM227 107V106H226ZM1 108V107H0ZM80 108V106H79ZM83 108V107H82ZM215 108H212V112L214 114V111L216 110ZM231 108V107H230ZM245 108V107H244ZM252 108V107H251ZM254 108V107H253ZM4 109V110H5ZM68 109V108H67ZM75 109V107L73 108ZM78 109V108H77ZM192 109V110H191ZM197 109V108H196ZM198 109H200V106L198 107ZM198 109L195 111L194 114H196V112L198 111ZM202 109V108H201ZM222 109V107H221ZM225 109V108H224ZM239 109V108H236ZM242 109V108H241ZM241 109H239L240 113L242 112ZM250 109V107H249ZM249 109H246L249 110ZM264 108H262L263 110ZM81 110V108H80ZM80 110L78 109V113L80 112ZM87 110V109H86ZM183 110H185L186 112H183ZM188 113H191L189 112ZM214 110V111H213ZM227 110V108H226ZM244 113L246 114V111H244V109H242ZM255 110V109H254ZM253 110V111H254ZM77 111V110H76ZM84 111V110H83ZM90 111V110H89ZM90 111V114H91ZM200 111V110H199ZM198 111V112H199ZM211 111V109H210ZM222 111V110H221ZM231 111V110H230ZM82 112V110H81ZM197 112V115H198ZM205 112V111H204ZM208 112V111H207ZM205 112V113H207ZM234 112V110H233ZM236 112V111H235ZM238 112V113H239ZM83 113V112H82ZM85 113V111H84ZM185 113V114H183ZM203 113V111H202ZM217 113V111H216ZM224 113V112H223ZM222 113V114H223ZM238 113L235 115L239 116ZM256 113V112H255ZM263 111L261 112V117H263L264 115H262ZM20 115L23 117V121L21 122L19 120L18 122V117L16 115ZM89 114V115H90ZM200 114V113H199ZM204 114V113H203ZM219 114V113H218ZM230 114V112H229ZM232 114V113H231ZM232 115H234V113ZM244 114V115H245ZM251 114V113H250ZM85 115V114H84ZM93 115V116H94ZM117 115V114H116ZM185 115V116H184ZM191 115H193V113H191ZM205 115V114H204ZM209 114H207L208 116ZM216 115V114H214ZM221 115V113H220ZM225 115V114H224ZM228 115V114H227ZM243 115V114H242ZM241 115V116H242ZM249 115L248 113L246 114V116ZM92 116V115H90ZM195 116V115H194ZM198 120L200 117H204V116H200L198 115ZM206 116V115H205ZM212 116V115H211ZM222 116V115H221ZM226 116V115H225ZM223 116V117H225ZM253 117V115H251ZM251 116L249 118H251ZM256 116V114H255ZM253 118H256V117ZM76 117V116H75ZM74 117V118H75ZM95 117V118H96ZM213 119H215V116H212ZM217 117V116H216ZM18 118V119H17ZM72 118V116H71ZM94 118V117H93ZM117 118V117H116ZM190 118V115H189ZM220 118V117H219ZM222 118V117H221ZM226 118V117H225ZM235 118V117H233ZM238 118V117H237ZM242 118V117H241ZM247 118V117H246ZM260 118V117H259ZM79 120L81 118H78ZM78 119H73L75 121H78ZM83 119V118H82ZM91 119V118H90ZM165 119V120H164ZM185 119V120H184ZM188 119V118H187ZM194 119V118H193ZM192 119V120H193ZM202 119V118H201ZM204 119V118H203ZM212 119V118H211ZM245 120V118H243ZM243 119H240L243 121ZM85 120V119H83ZM94 120V119H93ZM116 120V119H115ZM114 120V121H115ZM118 120V118H117ZM116 120V122H117ZM128 120V119H127ZM126 120V121H127ZM189 120V119H188ZM191 120V119H190ZM195 121L197 122V124L199 123V121ZM207 121H209V116L207 119H205ZM224 120V118H223ZM229 121H232L231 119H228ZM238 120V119H237ZM250 122H252L251 119H249ZM255 120V119H254ZM253 120V124H257L254 123L255 121ZM258 120V117H257ZM81 121V120H80ZM96 121V120H94ZM93 121V122H94ZM99 121V122H100ZM120 121V120H119ZM165 121H167L165 123ZM203 121V120H202ZM229 121H226L229 122ZM230 121V122H231ZM236 121V119H235ZM241 121V122H242ZM259 121V120H258ZM82 122V121H81ZM86 123V120L84 121ZM91 122V123H93ZM107 122H106V126H107ZM116 122H114V125L117 124ZM213 121H211L210 124H212ZM216 122V121H215ZM222 122V121H221ZM248 122L250 125L251 123L247 120V121H243L242 123H244V125ZM78 123H74V124H78ZM96 123V122H95ZM121 122H118V124L120 125ZM169 123L171 130L168 132L166 124ZM201 123V122H200ZM220 123V121H219ZM225 123V121H224ZM223 123V124H224ZM234 120H233V124L232 123H227V125L229 126V129H232L231 131L233 132L234 128L232 125H234ZM238 122H236L237 124ZM240 123V121H239ZM242 123H240V125H243ZM260 123V122H259ZM72 124V125H71ZM97 124V123H96ZM124 124V123H123ZM128 124H129V120H128ZM189 124V123H188ZM197 124H195L197 126ZM209 124V123H208ZM222 124V125H223ZM79 125V124H78ZM83 125V124H82ZM89 125V124H87ZM98 125V124H97ZM117 125V127L119 126ZM125 125V124H124ZM132 125V126H133ZM207 125V124H206ZM221 125V126H222ZM225 125V124H224ZM245 125V126H246ZM264 123L262 124L263 127ZM91 126V125H89ZM94 126V125H93ZM93 126H91V129L93 128ZM129 126V125H128ZM127 126V127H128ZM168 126V124H167ZM201 126V125H200ZM226 126V125H225ZM244 126V127H245ZM256 126V125H255ZM87 127V126H86ZM98 127V126H97ZM108 127H112V125L108 126ZM122 127V126H121ZM120 127V128H121ZM169 127V126H168ZM187 128H189L186 125ZM199 127V126H198ZM197 127V129H198ZM205 127V126H204ZM213 127V125H212ZM216 127V126H215ZM238 127V126H236ZM243 127V126H242ZM261 127V126H260ZM258 128V129H263V128ZM89 128V129H88ZM86 129L90 131V127H88ZM96 128V126L94 127ZM93 128V129H94ZM100 128L102 129V127L100 126ZM106 128V127H105ZM116 128V127H115ZM119 128V127H118ZM119 128V129H120ZM137 128V127H136ZM135 128V129H136ZM193 128V131H192ZM228 127H226L225 129H223L222 127V131L227 130ZM246 128V127H245ZM92 129V130H93ZM101 129H99V131H101ZM109 129V128H108ZM107 129V132H108ZM112 130V128H110ZM134 129V128H133ZM240 129V128H239ZM243 129V128H242ZM254 129V128H253ZM80 130V128H79ZM78 130V131H79ZM96 130V129H95ZM122 131V129H120ZM196 130V129H195ZM199 130V129H198ZM203 130V129H202ZM213 130V129H212ZM216 130V129H215ZM220 130V129H219ZM238 132V128L236 129ZM246 130H249L248 128ZM251 130V129H250ZM98 131V132H99ZM116 131V129H115ZM119 131V132H121ZM125 131V130H124ZM123 131V132H124ZM127 131V130H126ZM125 131V132H126ZM218 131V129L216 130ZM215 131V132H216ZM229 131V130H227ZM225 131V132H227ZM235 131V130H234ZM264 131V130H263ZM262 131V132H263ZM88 132V131H87ZM91 131V133H93ZM97 132V133H98ZM105 132V133H107ZM113 133V130L111 131ZM198 132V131H197ZM219 132V131H218ZM232 132L229 131V133L232 134ZM236 132V131H235ZM236 132L233 133V139H235L234 141H239L240 138H235L236 136L240 135L242 133H238ZM243 132H245L243 130ZM252 133V131H250ZM118 133V132H117ZM116 133V134H117ZM122 133V132H121ZM133 133V132H132ZM220 133V132H219ZM246 133H248V131H246ZM87 136V140L85 141H89V145L90 148H87V146H83L81 143H79V139H77V137L81 136V135ZM100 134V133H98ZM114 134V133H113ZM112 134V135H113ZM119 134V133H118ZM235 134V135H234ZM244 133H242L243 135ZM105 135H108L105 134ZM104 135V137H105ZM110 135V134H109ZM109 135L107 136V138H109ZM123 135V133H122ZM125 135H128L127 133H125ZM190 135V134H189ZM218 135V134H216ZM215 135V136H216ZM228 135V134H226ZM224 135V136H226ZM241 135V137H242ZM253 135V134H252ZM264 135V134H262ZM261 135V136H262ZM91 136V135H90ZM94 136V135H93ZM116 136V135H115ZM208 136V135H207ZM214 136V140L218 139ZM248 136V134H247ZM245 136V137H247ZM260 136V135H259ZM100 137V135H99ZM189 137V136H188ZM199 137V136H198ZM197 137V138H198ZM220 137V135H219ZM229 137V135H228ZM231 137V136H230ZM240 137V136H239ZM264 137V136H263ZM82 138V137H81ZM123 138H125L123 136ZM205 138V137H204ZM208 139V137H206ZM210 138H213L210 136ZM222 138V137H221ZM224 138V137H223ZM232 138V137H231ZM244 138V137H242ZM241 138V139H242ZM99 141V144L95 143V140ZM100 139V138H99ZM121 139V138H120ZM128 139V138H127ZM200 139H201V135H200ZM230 139V138H229ZM232 139V140H233ZM239 139V140H238ZM245 139V138H244ZM256 139V138H254ZM254 139H252V142L249 145V142L247 145H249V149H252L254 142ZM263 139V138H262ZM92 140V141H91ZM102 141L104 140L103 137L101 139ZM119 140V139H117ZM122 140V139H121ZM126 140V139H125ZM212 140V139H209ZM208 140V141H209ZM264 140V139H263ZM262 140V141H263ZM110 141V140H109ZM123 141V140H122ZM201 141V140H199ZM205 141V140H204ZM207 141V142H208ZM241 141V140H240ZM244 141V140H242ZM241 141V142H242ZM254 141V142H253ZM261 141V140H260ZM119 142V141H118ZM124 142V141H123ZM127 142V141H126ZM231 142L230 144H232L233 141H228ZM234 142V143H235ZM246 142V140H245ZM113 143V142H112ZM115 143V142H114ZM117 143V142H116ZM197 145L198 142H196ZM202 143V142H201ZM205 143V142H204ZM97 144V145H96ZM109 144V145H108ZM194 144V145H193ZM209 144V143H208ZM211 144V141H210ZM222 144V143H220ZM228 144V145H230ZM237 144V143H236ZM87 145V144H86ZM207 145V144H206ZM212 145V144H211ZM224 145V144H223ZM227 145V143L225 144ZM233 145V144H232ZM241 143L240 146L241 147ZM257 145V144H256ZM119 146V145H118ZM235 146V145H234ZM245 146V144L243 145V147ZM121 147V146H120ZM208 147V146H206ZM215 147V146H213ZM223 147V146H221ZM220 147V148H221ZM228 147V146H227ZM99 148L103 149V150H107V152L109 154H111V156L106 155L105 153H103L102 151L99 150ZM130 148V149H131ZM191 148V149H190ZM204 149V147H202ZM201 148V149H202ZM209 148V147H208ZM225 151L226 150V146H224ZM235 148V147H234ZM238 148V147H237ZM236 148V149H237ZM255 148V147H254ZM257 148V147H256ZM264 148V147H263ZM199 149V148H198ZM214 149V148H212ZM218 149V148H217ZM222 149V148H221ZM229 149V148H227ZM239 149V148H238ZM237 149V150H238ZM241 149V148H240ZM239 149V150H240ZM245 149V147H244ZM243 149V150H244ZM260 149V148H259ZM258 149V150H259ZM195 150V149H194ZM197 150V149H196ZM211 150V148L209 149ZM207 152H210V151ZM219 150V149H218ZM217 150V152H218ZM224 150V149H223ZM248 150L247 148L244 150L246 151ZM253 150V149H252ZM121 152V154L119 152ZM191 151V152H190ZM200 151V149H199ZM205 151V150H203ZM215 151V150H214ZM220 151V150H219ZM222 151V150H221ZM220 151V153H221ZM224 151V152H225ZM241 151V150H240ZM250 151V150H249ZM256 151V150H255ZM254 151V152H255ZM135 152H138V154H140V162H138L137 164H135L137 162V158L136 156H134ZM202 152V150H201ZM207 152L205 151V154H207ZM212 152V150H211ZM215 152V153H217ZM239 152V151H237ZM236 152V153H237ZM253 151L250 153V157L248 160V163H246L244 166L250 168L251 165L253 166V161H254V153ZM200 153V152H199ZM197 155H200V154ZM223 153V152H222ZM228 153V152H227ZM204 154V155H205ZM209 154V153H208ZM211 154V153H210ZM214 154V153H212ZM219 154V153H218ZM217 154V155H218ZM249 154V152H248ZM196 155V157H197ZM201 155V156H204ZM216 155V154H215ZM238 155V153H237ZM244 154H242L243 156ZM247 155V154H246ZM257 155V154H256ZM200 156V157H201ZM208 156V155H207ZM206 156V157H207ZM212 156V155H211ZM226 156V155H225ZM239 156V155H238ZM258 156V155H257ZM257 156H255L257 158ZM215 157V156H213ZM223 157V155H222ZM248 157V156H246ZM260 157V156H259ZM258 157V158H259ZM210 158V157H209ZM221 158V157H219ZM217 158V159H219ZM223 158H229L228 156L223 157ZM240 158V157H239ZM255 158V159H256ZM203 159V158H202ZM212 159V158H211ZM214 160L216 158H213ZM212 159V160H213ZM222 159V158H221ZM139 160V159H138ZM197 160V158H196ZM232 160V158H231ZM244 160V159H243ZM246 160V158H245ZM208 161V160H206ZM217 161V160H216ZM224 161V160H221ZM236 161V160H235ZM213 162V161H212ZM240 162V160H239ZM243 162V161H242ZM245 162V161H244ZM259 162L261 163L262 166V170H264V153L261 155V157L259 158ZM196 163V162H195ZM200 163V162H199ZM216 163V162H215ZM228 165L229 161L227 162ZM238 163V162H237ZM130 164H135L133 169H128L130 166ZM198 164V162H197ZM204 164V163H203ZM208 164V163H207ZM206 165V168H209V170L211 171V173L220 171L224 166V162L220 163V160L218 161L217 164H212V167H207L208 165ZM210 164V163H209ZM239 164V163H238ZM242 164V163H241ZM240 164V165H241ZM196 165V164H195ZM204 165V166H205ZM236 166V165H235ZM233 166V167H235ZM259 166V165H258ZM90 167H92V169L89 171ZM131 167V166H130ZM192 167V166H191ZM238 167V166H237ZM243 167V166H242ZM239 166V169L242 168ZM205 170H208L206 169ZM227 168V167H226ZM229 168V167H228ZM227 168V169H228ZM261 168V167H260ZM193 169V168H192ZM200 169V168H199ZM199 169H197L198 171H200ZM230 169V168H229ZM247 169V168H246ZM235 170V169H234ZM254 170V169H253ZM3 171V170H2ZM197 171V172H198ZM204 172V170H202ZM201 171V173H202ZM228 171V170H227ZM237 171V169H236ZM235 171V172H236ZM239 171V170H238ZM249 169L244 170V172H248ZM195 172V171H194ZM221 172V171H220ZM219 172V173H220ZM231 172L233 173V171L231 170ZM243 172V170L240 169V173ZM256 172V171H255ZM258 172V171H257ZM261 172V171H260ZM200 173V174H201ZM210 173V174H211ZM259 173V172H258ZM193 174V173H192ZM196 173H194L195 176ZM209 174V173H208ZM216 176V173H214ZM7 175V174H6ZM199 175V174H198ZM203 175V174H201ZM200 175V176H201ZM206 175V173H205ZM228 175V174H227ZM193 176V175H190ZM199 176V177H200ZM214 176V175H213ZM214 176V178H215ZM218 176V175H217ZM216 176V177H217ZM236 176V175H235ZM259 176V175H258ZM196 177V176H195ZM205 177V176H204ZM207 177V176H206ZM212 177V175H211ZM234 177V176H233ZM239 177V176H238ZM198 178V177H196ZM8 179V180H7ZM205 179V178H204ZM209 179V178H206ZM216 179V178H215ZM237 179V178H236ZM200 180V179H199ZM219 180V179H216ZM221 180V179H220ZM223 180V178H222ZM234 180V178H233ZM258 180V179H257ZM155 181H159L158 183H156ZM202 181V179H201ZM238 181V180H236ZM235 181V182H236ZM244 181V180H243ZM259 181V180H258ZM5 182V183H6ZM221 182V181H220ZM264 182V180H263ZM219 183V182H218ZM233 183V182H231ZM239 183V182H238ZM237 183V184H238ZM247 183V182H246ZM258 183V182H257ZM260 183V182H259ZM262 183V182H261ZM223 184V183H222ZM248 184V183H247ZM253 184V183H252ZM259 185V184H258ZM222 188V185H220ZM224 186V184H223ZM240 186V185H239ZM246 186V185H245ZM249 186V185H248ZM253 186V185H252ZM4 187V186H3ZM219 188V186H217ZM231 187V186H230ZM257 187V186H255ZM254 187V188H255ZM243 188V187H242ZM230 189V188H229ZM224 190V189H223ZM232 190V189H231ZM259 190V189H258ZM230 191V190H229ZM251 191V190H250ZM253 191V190H252ZM257 191V190H256ZM260 191V190H259ZM219 192V191H218ZM228 192V191H227ZM235 192V191H234ZM263 201H264V184H263ZM1 193V192H0ZM221 193V191L219 192ZM237 193V191H236ZM253 193V192H252ZM255 193V192H254ZM232 194V193H231ZM262 194V193H261ZM2 195V194H1ZM220 196V194H218ZM222 195V194H221ZM236 195V194H235ZM248 196V195H246ZM227 197V196H226ZM233 198V197H232ZM231 198V199H232ZM255 198V197H254ZM230 199V200H231ZM239 199V198H238ZM244 199V198H243ZM223 200V199H221ZM228 200V199H227ZM234 200V198H233ZM252 200V199H251ZM224 202V201H222ZM228 201H225V203ZM231 202V201H230ZM239 202V201H238ZM243 202V200L241 201ZM246 202V201H245ZM248 202V201H247ZM259 202V201H258ZM262 202V201H261ZM256 203V202H255ZM228 204V203H226ZM231 204V203H230ZM235 204V203H234ZM251 204V203H250ZM262 204V203H261ZM264 204V203H263ZM262 204V205H263ZM225 205V204H223ZM237 205V204H236ZM228 206V205H227ZM256 206V205H255ZM227 208V207H226ZM262 208V207H261ZM201 209L206 210L207 212H203ZM247 209V208H246ZM250 209V208H249ZM260 209V208H259ZM226 210V209H224ZM251 210V209H250ZM256 210V209H255ZM261 210V209H260ZM227 211V210H226ZM230 211V209H229ZM243 211V209H242ZM257 211H259L257 209ZM264 212V210H262ZM233 212V211H232ZM246 212V211H245ZM254 212V211H253ZM262 212V213H263ZM237 213V212H236ZM248 213V212H247ZM261 213V214H262ZM229 214V213H228ZM241 214V212H240ZM243 214V213H242ZM241 214V215H242ZM254 214V213H253ZM250 215V214H249ZM264 215V214H263ZM254 216V215H253ZM261 217V216H260ZM242 218V219H241ZM245 218V216H244ZM246 219V218H245ZM244 219V220H245ZM263 221V220H262ZM252 222V221H251ZM254 222V221H253ZM1 223V224H2ZM246 223L247 219H246ZM250 225V224H249ZM258 225V224H257ZM263 225V224H262ZM261 225V226H262ZM244 226V225H243ZM254 226V223H253ZM2 227V226H1ZM208 228L209 231H207V234L209 232V235H207V237H205L206 235H204V231L206 230L205 228ZM257 227V226H256ZM245 228V227H244ZM2 230V229H0ZM250 230V229H248ZM263 230V229H262ZM206 232V231H205ZM251 232V231H250ZM254 232V231H252ZM251 232V234H252ZM0 233H2L0 231ZM249 233V232H248ZM194 235V238H195ZM177 237V238H176ZM186 237V238H185ZM174 238H176L178 241L176 244L174 243ZM185 238V239H184ZM192 238V237H191ZM206 239V242H204V240ZM180 240H184L183 242L180 243ZM196 240V241H195ZM195 242H197V239H194ZM197 242V243H198ZM193 243V242H192ZM205 243V244H204ZM196 244V243H195ZM230 244V243H229ZM232 244V245H233ZM188 245V243L186 244ZM193 245V244H192ZM226 245V244H225ZM194 246V245H193ZM222 246V247H223ZM185 247V246H184ZM196 247V246H194ZM193 247V249H194ZM225 247V246H224ZM237 247V248H238ZM203 248V250L201 249ZM235 248V249H237ZM5 249V248H4ZM3 249V250H4ZM202 251H201V250ZM226 249V247H225ZM224 249V250H225ZM239 249V248H238ZM243 249V250H244ZM245 249V250H246ZM187 250V249H186ZM191 250V248H190ZM240 250H242L240 248ZM238 251V250H237ZM236 251V252H237ZM187 252V251H186ZM189 252V251H188ZM235 252V253H236ZM246 252V251H245ZM4 253V252H3ZM185 253V254H184ZM191 253V252H190ZM244 253V252H243ZM251 254V253H250ZM189 255V254H188ZM240 255V254H239ZM249 255V254H248ZM253 255V256H254ZM4 256V257H5ZM255 256V257H257ZM192 257V256H191ZM240 256H238L239 258ZM246 257V256H245ZM235 258H237L235 256ZM242 258V256H241ZM190 259V257H189ZM244 259V258H243ZM249 259V258H248ZM259 259V258H258ZM189 260V261H191ZM236 260V259H235ZM235 260H233L235 262ZM206 261V262H205ZM220 261V262H219ZM236 261H240V260H236ZM244 261V260H243ZM249 262V261H248ZM259 262V263H260ZM251 263V262H250ZM253 263V262H252ZM258 264V263H257Z\"/></svg>",
    "mask_w": 264,
    "mask_h": 264
},
{
    "label": "rangeland",
    "instance_id": "obj_2",
    "mask_svg": "<svg viewBox=\"0 0 264 264\" xmlns=\"http://www.w3.org/2000/svg\"><path fill=\"white\" fill-rule=\"evenodd\" d=\"M33 1H34V3H33ZM37 1V2H36ZM46 1V2H45ZM51 1H53V0H27V1H19V0H15V4H14V7L16 8V10L18 11V15H19V27H22V28H20V29H22L21 30V33H22V36H23V34H24V38H26V36H27V39H30L29 40V44H30V42H31V47L34 49L35 48V52H37L38 54H39V56H40V58L42 59V61H43V64L45 65V68H46V71H47V73H48V77H49V86H50V89H51V93H52V95L54 96V98H53V96H52V98H53V100H54V102L57 104V106L58 107H61L62 109H63V111H64V113H66L68 116H69V119H71V121H73V122H71L72 124V128L74 129V131L78 128V127H76V126H80L79 128H80V130H79V128L77 129V135H80V131H82V133H83V130H81V128H83V126H84V135H87L89 132H90V135H87L88 137H91L92 139L93 138H96V135H98L97 136V138H98V140L100 141V143L101 142H105L107 139H109V140H107L106 141V143L108 142L109 144H110V142H111V140H112V138H115V139H113V143L111 142V145L112 144H114V146H115V148L117 149L118 147V149L117 150H119V151H121L123 154H124V152L122 151V150H125V152H127L126 151V148L125 147H127V145H129V147H127L128 149V151L130 152V150H132V146L131 145H133V143L131 142L130 143V139L132 138V136H134V134H136V133H134V131H132V130H135V132H138V130L137 129H139V126H140V122L138 121V123L137 122H135L136 124H132V122L133 121H130V119L129 118H127V117H125V116H123L122 115V113H120V111H117V112H115L113 115L114 116H116L117 118H118V120H117V118L116 117H113L112 119L113 120H111V123H110V125H112V127H108V126H110V125H108V122H107V118H106V116L104 117V120H105V122H102V120L100 121V120H98V118L96 117V115H94V114H92V111H91V109H89L90 107L92 108V105L93 104H95V101H97L96 99H98V98H100V96H103V97H105L104 95L105 94H107L112 100H117V98H118V89H121V88H123V86H126L127 88H132L133 86L135 87V86H138L140 83V81L142 80H140V78L142 77V76H144L145 78H147V84H149V86H152L151 88H155L156 87V85H158L159 83H160V81H161V78H162V81L164 80L165 81V79L164 78H168V79H166L167 81L169 80V82L171 83V81L170 80H172V82H173V79L174 78H172V76L174 75L173 73L176 71V73H175V75L177 76H173V77H175L176 78V80L174 79V81L175 82H173V86H177V88L180 86V84H182V89L185 91H181V90H179L178 89V92H177V89H176V86L173 88L175 91H174V93L176 94V92L178 93V94H176L178 97H179V99H177V102H180V103H183L184 101H185V103L184 104H186V102H187V104H190V106L192 105V106H197V107H194V112H192V111H190L189 109L190 108H192V106L191 107H189L187 104V106H188V109L186 110V108H185V106H184V104L183 105H181L180 103H178V105L180 104L181 106V108L182 109H184L185 108V110L187 111H185V110H183V112H186L188 115H186L185 113H183V114H185L186 116H188L187 118L189 119H187L186 117H184L185 119V121H188L187 122V124H185V122H184V125H185V130H187V139H190V136H192V134L194 133V132H196V140L197 141H195V136H193V142L196 144V145H194L195 147L193 148V146L190 148L191 149V153H193V154H195L197 151V153H196V155L199 153L200 155H197V157H196V155H195V159H194V163L190 166V168L189 169H191V170H194V171H190V173H189V180H190V177H192L191 179H192V181L194 180V182H197V180L199 181L198 182V184L200 183V182H205L206 180H210L211 178H213V180H215L216 182H215V184H216V199L218 200L219 198V205L221 206V208H222V206H223V208L224 209H226V210H224V209H222V211H224V212H222V213H226L225 215H231V217L232 218H235V216L237 215H239V217H243V219H242V221H243V223H242V230L243 231H245V232H247V235L248 236H252L253 237V240H255V241H260V239L262 238L261 236H260V234L261 235H264V212L262 211V210H264V201H263V192H262V189H263V184H264V182H263V180H264V170H262V166H261V163L259 162V158L261 157V155L264 153V135H262V134H264V125H263V127H262V124L264 123V116L263 117H261V112L263 111V113H262V115H264V109L262 110V108H264V106L262 107H260V108H256V106H255V102L254 101H256V98H255V100H254V97H252V93H251V91L247 88L249 85H251V83L253 82V80H251V81H246L245 80V83L246 84H248V86L247 87H245V89L244 88H242L241 87V82H239V81H236L237 82V84L238 85H236V82H235V84H234V81H233V79H232V77H231V75L230 74H228V72H227V70H228V63H230V61L229 60H232V62H233V64H234V66L235 65H237L236 63L238 62H242V60L244 61V62H248L247 64L246 63H244V62H242L241 64L243 65V67H246V66H253L254 64H252V62L254 63L256 60H257V58H259V57H261L263 54H262V52L264 51V39H261V37L262 38H264V22L262 21V16L264 15V9H263V7L261 8V10L259 11H257V14H256V17H255V21H254V27L253 26H249V27H247V29H245L244 31H240V28H242V27H244L245 26V23L243 24V23H240L239 21L238 22H235V25L233 26V20L235 19V17H237V15H239V11H235V10H232L231 9V3H229V2H226V0L224 1V0H221V3H219V0H202L203 1V3H202V1L200 0L199 2L202 4V6L200 7V8H198V4L196 3V2H194V1H196V0H172V8L173 9H171L172 10V12H173V14H176V15H174V16H171L170 15V20H171V22H170V25L169 24H167V25H165L166 24V22H164L165 20H166V18H167V13H165L166 11H167V7H166V5H165V7L163 8V7H161L160 6V4L161 5H163L164 6V4H166L165 3V0H162L163 2H161V0H154V2H153V0H150L149 2H150V5L151 4H153V6H155V8L151 5V7H150V9H151V14L150 15H147L146 14V8H145V0L143 1V0H54L53 2H51ZM71 1V2H70ZM78 1V2H77ZM99 1V2H98ZM136 1V2H135ZM152 1V2H151ZM190 1V2H189ZM215 1V2H214ZM216 1H218L217 3H216ZM223 1V2H222ZM227 1H230V2H232L231 0H227ZM50 2V3H49ZM57 2V3H56ZM70 2V3H69ZM93 4H92V3ZM135 2V3H134ZM157 2V3H156ZM161 2V3H160ZM175 2V3H174ZM185 2V3H184ZM192 2H194L193 4H195V8H194V6H193V4H192ZM198 2V3H199ZM209 2V3H208ZM226 2V3H225ZM258 2H259V0H258ZM32 3V4H31ZM53 3V4H52ZM60 3V4H59ZM62 3V4H61ZM90 3V4H89ZM101 3V4H100ZM140 3V4H139ZM159 3V4H158ZM183 3V4H182ZM226 5H225V4ZM55 4H57V5H55ZM192 4V5H191ZM206 4H209L208 5V7L206 6ZM217 4V5H216ZM221 4H223L224 6H226V8L223 6V5H221ZM228 4H229V6H228ZM62 5V6H61ZM64 5V6H63ZM122 5V6H121ZM138 5H140V6H138ZM197 5V6H196ZM215 6V8H214V6ZM220 5V6H219ZM39 6V7H38ZM49 6V7H48ZM51 6V7H50ZM53 6H54V8H53ZM56 6H57V9H56ZM158 6H160V7H158ZM181 6V7H180ZM207 8H206V7ZM33 7V8H32ZM75 7V8H74ZM82 7V8H81ZM85 7V8H84ZM107 7V8H106ZM140 9H139V8ZM182 7H184V8H182ZM227 7H229V8H227ZM14 8V9H15ZM29 8H31V9H29ZM34 8H36L35 10H34ZM39 8V9H38ZM51 8V9H50ZM70 8V9H69ZM81 8V9H80ZM142 8V9H141ZM160 8V9H159ZM164 9V11H162L163 9ZM175 8V9H174ZM203 8V9H202ZM206 8V9H205ZM209 8V9H208ZM217 8V9H216ZM224 8V9H223ZM22 9V10H21ZM46 9V10H45ZM63 9V10H62ZM139 9V10H138ZM162 9V10H161ZM181 9V10H180ZM186 9V10H185ZM189 9V10H188ZM200 9H202V10H200ZM222 9L224 10V12H225V14L223 15V11H222ZM43 11V12H41V11ZM68 10V11H67ZM74 10V11H73ZM138 10V11H137ZM175 10V11H174ZM184 10H185V12H184ZM195 10V11H194ZM208 12H207V11ZM213 10H215V11H213ZM235 11V12H232V11ZM35 11V12H34ZM45 11V12H44ZM49 13H48V12ZM71 13H70V12ZM109 11V12H108ZM197 11L199 12L198 13V15L200 16H198L197 14H195V16H194V14H193V12H196L197 13ZM221 11V12H220ZM31 12V13H30ZM52 12V13H51ZM57 12V13H56ZM119 12H120V14H119ZM201 12H202V14H201ZM206 12V13H205ZM211 12V13H210ZM217 12V13H216ZM248 12V11H247ZM259 12L260 13H262V14H259ZM34 13V14H33ZM40 13H41V15H40ZM42 13H44V14H42ZM61 13V14H60ZM77 13H78V15H77ZM142 13H143V16L141 17V15H142ZM159 13V14H158ZM160 13H162V14H164L165 13V15H162V14H160ZM180 13H182L184 16H182ZM186 13V14H185ZM205 13V14H204ZM215 13V14H214ZM221 13H222V15L224 16V17H226V20L224 19V18H222L223 16L221 15ZM227 13H229V14H227ZM233 13H238V14H233ZM50 14V15H49ZM54 14H56V16L54 15ZM83 14V15H82ZM133 14V15H132ZM138 14H140V15H138ZM172 14V13H171ZM172 14V15H173ZM202 15V17H201V15ZM210 14H213L214 16H215V18H214V20H213V22L212 23H209V24H207V16L208 15H210ZM233 16H235V17H231L232 15ZM32 15V16H31ZM35 15H37V16H35ZM120 15V16H119ZM136 15V16H135ZM137 15H138V17H137ZM186 15V16H185ZM205 15V16H204ZM218 15L220 16L221 15V17H219V19L217 18L218 17ZM231 15V16H230ZM257 15L258 16H261V17H257ZM52 18H51V17ZM59 16V17H58ZM68 16V17H67ZM71 16H73V17H71ZM109 16V17H108ZM123 16L125 17V18H123ZM148 16H150V17H148ZM151 16H152V18L154 17V19H152V22H150L151 21V19L149 20V18H151ZM182 18H181V17ZM188 16H190V17H188ZM192 16H194L195 17V19H194V17L193 18H191ZM29 17V18H28ZM55 17H56V19H55ZM80 17V18H79ZM92 17V18H91ZM134 17H136V19H134L133 20V18ZM148 17V18H147ZM161 17H162V19H163V21H162V19H161ZM165 17V18H164ZM172 17H174V19L172 18ZM34 19L33 21H32V19ZM47 18H48V20H47ZM65 18V19H64ZM68 18H70V20L68 19ZM72 18V19H71ZM98 18V19H97ZM132 18V19H131ZM146 18V19H145ZM177 18V19H176ZM187 18V19H186ZM199 18H201V19H199ZM234 18V19H233ZM259 18V19H258ZM42 19V20H41ZM55 19V20H54ZM58 19V20H57ZM103 19V20H102ZM107 19V20H106ZM117 19V20H116ZM161 19V20H160ZM165 19V20H164ZM176 19V20H175ZM188 19H189V21H188ZM198 21H197V20ZM216 19H218L219 20V22L218 21H216ZM224 19V20H223ZM228 19V20H227ZM233 19V20H232ZM261 19V20H260ZM35 20H36V22H35ZM54 20V22H52ZM66 20V21H65ZM102 20V21H101ZM130 20V21H129ZM144 20V21H143ZM146 20H148V21H146ZM174 20V21H173ZM221 20H222V22H221ZM259 20V21H258ZM7 20H6V18H5V11H4V8H1L0 7V86L1 85H3L2 87H0L1 89H0V96H1V102H0V109L2 110L3 109V111H7L9 108H7L8 106L10 107V103L11 102H13V103H11V104H21V106L23 107V109H24V107H27V106H29V103H30V101H31V98H33V97H31L32 95L31 94H29L28 93V91L27 90H25L24 89V86H23V89H22V91H20L21 90V81L23 80L22 78H24V77H26L28 74H26L27 72H28V70H29V65H28V60H27V58H26V56H25V54H24V56H23V54H22V51L20 50L22 47H21V45H20V43L18 42V40L16 39V37L14 38V34H12L11 32V29H9L8 30V27H10L9 26V24H7L8 22H6ZM59 21H61L60 23H59ZM92 21V22H91ZM107 21V22H106ZM117 23H116V22ZM154 21V22H153ZM172 21L173 22H175V24H177L176 26H175V24L174 23H172ZM183 21H185V23H183ZM194 21H195V23H196V21L198 22V23H196L197 24V28H196V25H195V23H194ZM200 21H201V23H200ZM223 21H224V23L226 22V24L224 25V23H223ZM2 22H3V24H2ZM24 22V23H23ZM34 22V23H33ZM42 22H44V24L45 25H43V23ZM46 22H47V24H48V27H46L47 26V24H46ZM57 22V23H56ZM80 22V23H79ZM99 22H100V24H99ZM104 22V23H103ZM110 22V23H109ZM113 22H115L114 23V25H113ZM129 22V23H128ZM135 22V23H134ZM140 22V23H139ZM189 22V23H188ZM192 22V23H191ZM203 22V23H202ZM216 22V23H215ZM218 22V23H217ZM229 22L231 23V27H232V29H233V27H235V31H233L232 30V32H233V34H232V32H231V27H230V25H229ZM260 25H263V28H262V26H259V24ZM263 22V23H262ZM54 23V24H53ZM75 23V24H74ZM108 23V24H107ZM141 23H143L142 25H144V26H142L141 25ZM155 23V24H154ZM168 23V22H167ZM179 23V24H178ZM214 23V24H213ZM223 23V25H224V27H223V25H222V27L221 28H219L220 26H221V24ZM228 23V24H227ZM257 23V24H256ZM36 25L35 27H34V25ZM38 24V25H37ZM52 24V25H51ZM83 24V25H82ZM96 24V25H95ZM107 24V25H106ZM129 24H131V25H129ZM163 24L165 25L164 26V29L162 30V26H163ZM187 24H188V26H187ZM212 24V25H211ZM218 24H220V25H218ZM238 24V25H237ZM241 26H240V25ZM243 24V25H242ZM258 26H256V25ZM31 25V26H30ZM58 25V26H57ZM127 25V26H126ZM129 25V26H128ZM137 25V26H136ZM148 25V26H147ZM162 25V26H161ZM169 25V26H168ZM194 25H195V28H194ZM202 26V28L200 29V31H199V33H198V31H195V30H197L198 29V26H199V28ZM206 25V26H205ZM207 25L209 26V28L207 29V30H210L209 32H210V35H209V37L211 36V35H213V38L211 37V38H209L208 37V44H210L211 46H210V48L211 49H213V50H210V49H208V47H209V45L207 46L206 45V47L204 46V38H203V32H204V30H206V27H207ZM8 26V27H7ZM38 26V27H37ZM113 26H115V28L113 29L112 27ZM126 26V27H125ZM136 26V27H135ZM140 26H142V27H140ZM177 26H178V28H177ZM193 28H192V27ZM211 26H212V29H211ZM218 27L219 29H220V31H218L219 29L217 28V29H214L213 30V28L214 27ZM25 29H24V28ZM28 27V28H27ZM32 27V28H31ZM109 27V28H108ZM129 27V28H128ZM170 27H172L171 28V30L169 29ZM215 27V28H216ZM238 27H240V28H238ZM246 27V26H245ZM30 28V29H29ZM46 30H45V29ZM103 28V29H102ZM133 28V29H132ZM167 28V29H166ZM192 28V29H191ZM225 28V29H224ZM258 28V29H257ZM259 28H262V29H259ZM113 31H112V30ZM122 29V30H121ZM138 29H139V31H138ZM159 29V30H158ZM194 29V30H193ZM222 29H224V30H222ZM244 29V28H243ZM26 30V31H25ZM82 30V31H81ZM149 30H150V33H152V34H148V32H149ZM160 30H162V31H160ZM165 30V31H164ZM192 30V31H191ZM217 30V33H218V35H217V33L215 32L214 33V31H216ZM237 30V31H236ZM240 31V33H242V34H240V33H238L239 31ZM249 30H251V31H249ZM257 30V31H256ZM259 30H261V31H259ZM24 31V32H23ZM38 31V32H37ZM41 31H42V35L40 34L41 33ZM48 31V32H47ZM58 31V32H57ZM101 31V32H100ZM103 31V32H102ZM112 31V32H111ZM144 31V32H143ZM155 33H154V32ZM170 31V32H169ZM188 31H190V32H192V34H190V32H188ZM196 33H198V34H196ZM213 31V32H212ZM222 31H223V33H222ZM225 31V32H224ZM254 33H253V32ZM259 31V32H258ZM25 32L27 33V34H25ZM31 32H32V34H31ZM40 32V33H39ZM56 32V33H55ZM61 32V33H60ZM124 32V33H123ZM137 32V33H136ZM142 32V33H141ZM146 32V33H145ZM156 32H157V34H156ZM158 32H160L159 33V35H158ZM167 32V33H166ZM171 32H172V34H171ZM231 34H230V33ZM237 32V33H236ZM246 32V33H245ZM261 32V33H260ZM37 33V34H36ZM99 33V34H98ZM109 33V34H108ZM120 33V34H119ZM122 33V34H121ZM140 33V34H139ZM168 33H170V35H168ZM175 33H177L175 36H176V38H178V41L176 40V38H174L175 36H174V34ZM179 33V34H178ZM219 33H221V38H218V37H220V35H219ZM227 33H228V36H232L231 38L229 37L228 38V36H227ZM262 35H260V34ZM40 34V35H39ZM54 34V35H53ZM119 34V35H118ZM124 34V35H123ZM145 34H148V38L147 37H143L142 38V36L144 35L145 36ZM161 34V35H160ZM186 34V35H185ZM196 34V35H195ZM225 35V36H227V37H225L224 36V40H222V36L223 35ZM234 34H235V37H237V39H235L234 41H233V39L235 38L234 37ZM240 36H239V35ZM244 34V35H243ZM253 34H254V36H253ZM12 35V36H11ZM26 35V36H25ZM37 35V36H36ZM45 35H47V36H45ZM58 35V37H56ZM94 35V36H93ZM100 35V36H99ZM118 35V36H117ZM149 35H150V37H149ZM151 35H152V37L154 36V38H152L151 37ZM165 35H167V36H165ZM171 35H172V37H171ZM182 35V36H181ZM190 35V36H189ZM214 35H215V37L217 38H214ZM217 35V36H216ZM31 36V37H30ZM52 36H54V37H52ZM85 36V37H84ZM102 36V37H101ZM125 36H127L126 38H125ZM132 36V37H131ZM160 36H163V37H161L162 39H160ZM185 36V37H184ZM201 36V37H200ZM250 36H252V39H250L249 40V38H250ZM256 36V37H255ZM258 36V37H257ZM30 37V38H29ZM37 37V38H36ZM41 37V38H40ZM117 37V38H116ZM120 37L122 38V39H120ZM135 37L137 38V39H135ZM155 37H157V38H155ZM194 37H196V38H194ZM242 37H247V38H245V39H243ZM254 37V38H253ZM14 38V39H13ZM39 38H40V40H39ZM70 38V39H69ZM94 38V39H93ZM103 38V39H102ZM114 38V39H113ZM138 38H139V40H138ZM152 38V39H151ZM166 38V39H165ZM181 38H183V39H181ZM6 39V40H5ZM34 39V40H33ZM45 39H47V41L45 40ZM56 39V40H55ZM58 39V40H57ZM63 39V40H62ZM124 39V40H123ZM127 39V40H126ZM148 39V40H147ZM151 39V40H150ZM154 39V40H153ZM172 39V40H171ZM187 39V40H186ZM195 39V40H194ZM197 39H200V40H197ZM216 41H214V40ZM219 39V40H218ZM222 41H221V40ZM228 39V40H227ZM230 39H232V40H230ZM241 39V40H240ZM246 39H248V40H246ZM116 40V41H115ZM118 40H119V42H121V41H123L122 43H119L118 42ZM121 40V41H120ZM136 40V41H135ZM143 40V41H142ZM145 40H146V42H145ZM150 40V42H152V40L154 41V42H156V44L155 43H152L153 44V47L151 46V47H148V45L150 46V42L148 43V41ZM171 42H170V41ZM174 40V41H173ZM186 41L185 43H184V41ZM225 40H226V42H225ZM229 40H230V43H228L229 42ZM240 40V41H239ZM245 41L246 40V42H245V44H247V45H245V46H243V44L241 45V46H239L241 43H238V42H242L243 43V41ZM251 40H254L255 41V44H253L254 43V41H252L251 42ZM55 41V42H54ZM57 41V42H56ZM161 42V43H158V42ZM196 41H198V43L199 44H197V42ZM200 41V42H199ZM218 41V42H217ZM232 41L234 42V45H231L232 44ZM247 41H249V42H247ZM33 42H35V43H33ZM42 42V43H41ZM55 44H54V43ZM62 43V44H60V43ZM79 42V43H78ZM81 42V43H80ZM111 42V43H110ZM135 42V43H134ZM139 42L141 43V45L139 44ZM164 42V43H163ZM210 42V43H209ZM47 43V44H46ZM53 43V44H52ZM57 43V44H56ZM86 43V44H85ZM119 43V44H118ZM125 43V44H124ZM127 43V44H126ZM144 43H146L147 44V47L144 45ZM158 43V44H157ZM175 43V44H174ZM191 43L192 44V46L190 47V45L189 44ZM194 43H196V44H194ZM225 43H226V45H227V52L229 53V54H231L230 56H228V54H227V52H226V50L224 49L225 48ZM228 43V44H227ZM237 45H236V44ZM36 44V45H35ZM46 44V45H45ZM108 44V45H107ZM121 44V45H120ZM133 44V45H132ZM135 44H136V46H135ZM151 44V45H152ZM154 44H155V46H154ZM160 44H163L164 45V47L162 46V45H160ZM182 44V45H181ZM195 46H194V45ZM251 44H253V46L251 45ZM260 44V46H258ZM2 45V46H1ZM57 45V46H56ZM62 45V46H61ZM119 45V46H118ZM126 45V46H125ZM129 45V46H128ZM138 45V46H137ZM145 46V48H143L144 46ZM166 45V46H165ZM171 45V46H170ZM179 45L181 46V47H179ZM189 46V48H187L188 46ZM236 45V46H235ZM252 47H251V46ZM258 47H257V46ZM10 46V47H9ZM61 46V47H60ZM115 46V47H114ZM117 46L118 47H120V50H119V48H117ZM131 46V47H130ZM167 46H168V49H167ZM170 46V47H169ZM177 46V47H176ZM198 46V47H197ZM200 46V47H199ZM218 46H220V47H218ZM239 46V47H238ZM250 46V47H249ZM6 47H7V49H6ZM8 47H9V49H8ZM54 47H56V49L54 48ZM83 47V48H82ZM93 49H92V48ZM117 48L119 51H115V50H113V51H109V50H112V48ZM127 47H129V48H127ZM137 47V48H136ZM140 47V48H139ZM141 47H142V50H141ZM155 47V49H153ZM179 47V48H178ZM184 47H185V49H184ZM195 47V48H194ZM202 47H203V49H202ZM223 47V48H222ZM238 49H237V48ZM243 47V48H242ZM246 47H247V50L251 53V51H252V57H251V54L249 53V52H247V50H245L246 49ZM248 47H249V49H248ZM257 47V48H256ZM260 47H262V48H260ZM15 48V49H14ZM58 48V49H57ZM66 48V49H65ZM90 48V49H89ZM113 48V49H114ZM142 51V54L140 53V51H139V49ZM146 48H147V50H146ZM163 48V50H161ZM172 48V49H171ZM177 48V49H176ZM186 48H187V50H186ZM192 49V48H194L192 51L191 50H188V49ZM216 48V50H214ZM245 48V49H244ZM254 48H256V49H254ZM259 48V49H258ZM70 49V50H69ZM104 49V50H103ZM106 49V50H105ZM144 49V50H143ZM169 49H171L173 52H171V51H169ZM176 49V50H175ZM181 49H183L182 50V52H180L181 51ZM195 49H197L196 51H195ZM207 49V50H206ZM220 49V50H219ZM223 49H224V51L226 52V55H227V57H226V55H225V52H223ZM232 49V51H235V52H233L234 54H235V56H234V54L232 55V53H231V50ZM240 49H244L245 51H246V53H247V57H246V59H245V56H246V53H244V55H243V52H245L244 50L243 51H241ZM253 49V50H252ZM258 49V51L256 52V50ZM263 49V50H262ZM9 50V51H8ZM55 50V51H54ZM124 50H125V52H124ZM138 50V51H137ZM150 50V51H149ZM158 50H160L161 52L163 51V52H165V53H163L162 52V56H161V54H159L158 55ZM165 50V51H164ZM169 52H168V51ZM180 50V51H179ZM205 52H204V51ZM6 51V52H5ZM50 51V52H49ZM58 53H57V52ZM59 51H60V53H59ZM103 51V52H102ZM143 51H147V54H144L145 52H143ZM151 51H153V53L151 52ZM157 51V52H156ZM175 51V52H174ZM177 51H179V52H177ZM184 51V52H183ZM188 51V52H187ZM189 51H191V52H195L196 53V56H195V53H190ZM200 51H201V54L203 53V54H208V51H209V54L207 55V58H206V54L204 55V57H202L203 56V54H202V56H201V54H200ZM211 51V52H210ZM213 51L215 52V54L213 53ZM230 51V52H229ZM236 51H238L237 52V55H239V56H237L236 55ZM53 52V53H52ZM110 52V53H109ZM112 52H116L115 54L114 53H112ZM148 52H151V54H153V55H151L150 53H148ZM170 52H171V54H170ZM185 52H187V53H185ZM240 52V53H239ZM9 53V54H8ZM138 53H140L141 55H142V57H140L141 55L140 54H138V55H140V56H138L137 54ZM170 55H169V54ZM176 53V55H174L173 56V54H175ZM181 53V54H180ZM183 53H184V55L186 54H188L189 53V55L192 57V59L190 60L191 61V63L192 64H190V61L188 60L187 61V65L186 64H184L186 61L185 60H187V59H190V58H188V57H190V56H188L187 57V59H185L184 58V55H183ZM210 53H211V55H210ZM221 53V54H220ZM14 54V55H13ZM21 54V55H20ZM56 54V55H55ZM58 54V55H57ZM79 54V55H78ZM112 54V55H111ZM217 57V58H215L214 57V55ZM225 56H224V55ZM249 54V55H248ZM255 54H256V56H255ZM260 56H259V55ZM84 55H85V57H84ZM99 55V56H98ZM116 55V56H115ZM123 55V56H122ZM135 55H137L138 57H140V59H142L141 61L142 62H140V60L138 61V58H136L135 57ZM148 55V56H147ZM150 55L152 56L151 58L153 59L152 60V62L150 61L151 59H150ZM163 55H164V57H163ZM167 55H169V56H167ZM213 55V56H212ZM242 55L244 56V58L242 57ZM5 56V57H4ZM15 56V57H14ZM89 56V57H88ZM126 56V57H125ZM177 58H176V57ZM182 56V57H181ZM194 56V57H193ZM200 56V57H199ZM221 57V60H220V62H219V59H220V57ZM232 56L234 57V58H232ZM255 58H254V57ZM259 56V57H258ZM9 57V58H8ZM12 57H13V59H12ZM105 57V58H104ZM122 57V58H121ZM149 57V60L147 59V58ZM155 57V58H154ZM157 57V58H156ZM168 57H169V59H168ZM186 57V56H185ZM195 57H197L196 59H195ZM201 57H202V59H201ZM211 59L210 61H209V58ZM228 57H230V59L228 58ZM235 57L237 58V60L235 59ZM239 57V58H238ZM242 57V60L241 61H239L240 60V58ZM249 57V58H248ZM256 59V60H254V61H252V62H250L252 59ZM5 58V59H4ZM53 58V60H51ZM76 58H77V60H76ZM132 58V59H131ZM166 58V59H165ZM170 58H171V60H170ZM176 58V59H175ZM196 60H194V59ZM204 58H205V60H204ZM213 58V59H212ZM214 58H215V60H214ZM97 59V60H96ZM104 61H103V60ZM135 59H137V60H135ZM156 59V60H155ZM229 59V60H228ZM250 59V60H249ZM7 60V61H6ZM24 60H27L26 62L24 61ZM63 60H65V61H63ZM72 60V61H71ZM74 60V61H73ZM106 60V61H105ZM120 60V61H119ZM173 60V61H172ZM176 60V61H175ZM193 60V61H192ZM200 60V61H199ZM203 60V61H202ZM235 60V61H234ZM7 62V64H6V62ZM61 61V62H60ZM133 61V62H132ZM135 61V62H134ZM147 61V63H145ZM151 63H150V62ZM166 61L168 62V63H166ZM183 61V62H182ZM206 62V66H207V64H208V66L207 67H204L203 65V63H205ZM221 61H223V62H221ZM237 61V62H236ZM25 62V64H23V63ZM99 62V63H98ZM128 62V63H127ZM138 62V63H137ZM172 62H173V65H175L174 67H173V65H172ZM189 62V63H188ZM201 62V65L199 64ZM209 62H211V63H209ZM216 62H217V64H216ZM236 62V63H235ZM9 63V64H8ZM66 63V64H65ZM105 63V64H104ZM126 63V64H125ZM137 63V66H139L140 68H142V70H143V72L144 73H142V71H141V69L138 67L137 68V66L136 65H134V64H136ZM144 63V64H143ZM148 63L150 64V65H148ZM152 63H154V64H152ZM157 63V64H156ZM164 63V64H163ZM171 63V64H170ZM175 63V64H174ZM198 63V67H195L194 68V66H196V64ZM213 63V64H212ZM219 63L221 64L220 66H219ZM4 64V65H3ZM6 64V65H5ZM100 64L101 65H103V68H99V67H102V66H100ZM110 64V65H109ZM118 64V65H117ZM139 64V65H138ZM147 66H146V65ZM172 65V67H170V65ZM176 64H177V66H176ZM179 64V65H178ZM184 64V66H182ZM203 64V65H202ZM211 64V65H210ZM214 64H215V66H214ZM13 65H15V66H13ZM73 65V66H72ZM134 65V66H133ZM142 65V66H141ZM144 65V66H143ZM154 65H155V67H154ZM161 65V66H160ZM185 65H186V67L189 65H191L190 67L188 66L187 67V69H186V67H185ZM238 65H240V64H238ZM241 65V66H242ZM9 66V67H8ZM28 66V67H27ZM90 66V67H89ZM124 66V67H123ZM132 66V67H131ZM167 66V67H166ZM201 66V67H200ZM217 66H219V67H217ZM223 66V67H222ZM225 66H226V68H225ZM17 67V68H16ZM77 67V68H76ZM97 67V68H96ZM107 67V68H106ZM116 67V68H115ZM122 67V68H121ZM135 67V68H134ZM161 69H160V68ZM168 67H170V68H168ZM176 67V68H175ZM181 67H183V68H185V69H183V68H181ZM204 67V68H203ZM211 67V68H210ZM61 68V69H60ZM123 68H125V70L123 69ZM131 68V69H130ZM136 69L137 71H135L134 69ZM178 68V69H177ZM197 68V69H196ZM207 69V71H206V69ZM209 68V69H208ZM219 69V70H217V69ZM52 69V70H51ZM58 69V70H57ZM95 69L96 70H98V71H95ZM101 71H100V70ZM106 69H108V70H106ZM116 69V70H115ZM117 69L121 72V73H118L119 71H117ZM120 69H122V71L120 70ZM129 69L132 71V69H133V71L131 72H129ZM147 71H149V70H151L150 72H146V70ZM149 69V70H148ZM166 69V70H165ZM168 69V70H167ZM170 69L171 70H173V69H175V70H173L172 72H169L170 71ZM189 69H190V71H189ZM194 69H196V70H194ZM205 70L204 72H202L203 70ZM211 69V70H210ZM213 69V70H212ZM215 69V70H214ZM224 69V70H223ZM245 69V68H244ZM10 72H9V71ZM128 70V71H127ZM139 70V71H138ZM160 70V71H159ZM178 70H181V71H178ZM186 72H185V71ZM187 70L190 72V75H189V78H188V76H187ZM193 70H194V73H193ZM218 71V73H216L217 71ZM13 71H15V72H13ZM53 71V72H52ZM57 71V72H56ZM103 71V72H102ZM106 71V72H105ZM109 71V72H108ZM117 71V72H116ZM158 71V72H157ZM167 72V73H165V72ZM183 71V72H182ZM214 71H215V73H214ZM224 71V72H223ZM7 72V73H6ZM13 72V73H12ZM97 72V73H96ZM102 72V73H101ZM108 72V73H107ZM112 72V73H111ZM128 72V73H127ZM133 72H134V75H133ZM135 72H137V73H135ZM146 72V73H145ZM155 72H157V73H155ZM182 72V73H181ZM185 72V73H184ZM196 72L198 73V74H196ZM106 73V75H104V74ZM116 73H118V74H116ZM124 73L126 74V76H124ZM129 73H130V75H129ZM141 73L142 74H144V75H141ZM149 73H151V74H149ZM160 73V74H159ZM170 73H172L171 74V76H170ZM205 73V74H204ZM225 73V74H224ZM9 74V75H8ZM101 76H100V75ZM102 74H103V76H102ZM119 74H123V76L121 75V77L123 78V77H125V79H128V80H121V77H120V75ZM136 74V75H135ZM163 74V75H162ZM167 74V75H166ZM181 74V75H180ZM182 74H183V76H182ZM184 74H186V75H184ZM195 74H196V79H198L199 80V82H198V80H197V82H198V84H199V88L201 89H198L196 86H198V84L196 85V80L195 79H193V76H195ZM215 74H216V77H220V75H222L221 76V78H222V80L224 79V84L225 83H229V82H231V83H229V84H225V87H226V89H227V91H226V94L224 93L223 94V92H222V89L221 88H219L220 86V82L218 81V79L216 80V79H213L212 80V82H210V78H211V76L212 75H214L215 76ZM217 74L219 75V76H217ZM223 74H224V76H223ZM93 75V76H92ZM97 75V76H96ZM109 75V76H108ZM112 75V76H111ZM116 75V76H115ZM141 75V77H139ZM147 75V76H146ZM153 75H154V77H153ZM178 75H180V77L178 76ZM197 75H200L199 77L197 76ZM203 75H205V76H207L206 78H205V81H204V78H203ZM16 76V77H15ZM20 76V77H19ZM22 76H24V77H22ZM87 76V77H86ZM96 76V77H95ZM99 76H100V78H101V80H100V78H99ZM104 76L106 77V81H104L105 82V84H103L102 85V83H103V81L102 80H104L103 78H104ZM130 76H131V78L134 80H132L131 78H130ZM137 76V77H136ZM160 78V81H159V78ZM163 76V77H162ZM165 76V77H164ZM167 76V77H166ZM187 76V77H186ZM204 76V77H205ZM225 76H227V78L225 77ZM95 77V78H94ZM110 77H112V78H110ZM115 77L117 78V80H115ZM127 77V78H126ZM134 77V78H133ZM143 77V78H144ZM153 77V78H152ZM198 77V78H197ZM18 78V79H17ZM93 78L95 79V80H93ZM156 80H155V79ZM170 78V79H169ZM100 81H99V80ZM107 79H110V80H107ZM152 79V80H151ZM183 79V80H182ZM226 79V80H225ZM228 79V80H227ZM115 80V81H114ZM121 80V81H120ZM140 80V81H139ZM192 80H195V81H192ZM256 80H257V78H256ZM111 81V82H110ZM117 81V82H116ZM159 82L158 84L156 83V82ZM181 83H180V82ZM190 81V82H189ZM204 81V82H203ZM228 81V82H227ZM18 82H20L19 84H18ZM99 82V84H97ZM121 82H123V83H121ZM125 82V83H124ZM132 82V83H131ZM134 82V83H133ZM138 82V83H137ZM184 82H186V83H184ZM195 84V85H193V83ZM207 82V83H206ZM233 82V83H232ZM2 83V84H1ZM7 83V84H6ZM57 83V84H56ZM109 83V84H108ZM117 83V84H116ZM127 83V84H126ZM154 83V84H153ZM180 83V84H179ZM205 83V84H204ZM219 83V84H218ZM253 83H255V80H254V82ZM9 84V85H8ZM11 84V85H10ZM94 84V86H92ZM108 84V85H107ZM118 84H120V86L118 85ZM122 84H124V85H122ZM126 84V85H125ZM131 84V85H130ZM186 84V85H185ZM190 84V85H189ZM218 84V85H217ZM16 85L18 86V87H20L19 88V90H18V87H16ZM20 85V86H19ZM84 85V86H83ZM96 85H97V89H96ZM102 85V86H101ZM116 85V86H115ZM117 85H118V87H117ZM122 85V86H121ZM130 85V86H129ZM179 85V86H178ZM202 87H201V86ZM213 86V88H212V86ZM215 85H217V86H215ZM227 85V86H226ZM235 85V86H234ZM260 84H258V80L256 81V86H258L257 87V90H259V91H261V85L259 86ZM6 86V87H5ZM91 86V87H90ZM99 86V87H98ZM104 86H106L107 87V89H106V87L104 88ZM185 86H189V88H187V87H185ZM206 86V88H204ZM219 86V87H218ZM234 88H233V87ZM3 87H4V89H3ZM17 88V90L18 91H16V88ZM55 87V88H54ZM125 87V88H126ZM194 87H196V88H194ZM238 87V90H236V88ZM15 88V89H14ZM100 90H99V89ZM115 88V89H114ZM118 88V89H117ZM159 88V87H158ZM187 88V89H186ZM193 88V89H192ZM210 88V89H209ZM240 88V89H239ZM5 89H7V90H5ZM57 89V90H56ZM86 89H88V90H86ZM96 89V90H95ZM102 89H104L105 90V92L106 93H104V90H102ZM113 89V91H111ZM116 89H117V91H116ZM195 89V90H194ZM197 89V90H196ZM204 89H207V90H204ZM219 89H221V90H219ZM230 89H231V91H230ZM12 90H14V92L12 91ZM54 90V91H53ZM86 90V91H85ZM109 90V91H108ZM210 90V91H209ZM216 90V91H215ZM233 90V91H232ZM8 91V92H7ZM61 91V92H60ZM74 91V92H73ZM88 91V92H87ZM194 91H197V92H194ZM203 91V92H202ZM220 91V92H219ZM237 91V92H236ZM247 91H248V93H247ZM11 94H10V93ZM17 92H20V93H17ZM24 92L26 93V94H24ZM96 92V93H95ZM99 92H100V94H99ZM110 93V95H109V93ZM117 92V93H116ZM173 92V91H172ZM180 92V93H179ZM184 92V93H183ZM191 93L189 96H188V94L189 93ZM201 93V94H199V93ZM214 92H216V93H214ZM218 92V93H217ZM232 94H231V93ZM241 92V93H240ZM249 92H250V94H249ZM55 93V94H54ZM174 93H172V94H174ZM186 93H187V95H186ZM194 93V94H193ZM203 93V94H202ZM24 94V95H23ZM86 94V95H85ZM180 94H181V96H182V98H180L181 96H180ZM184 94V95H183ZM195 94L196 95H202V98L201 97H198V96H195ZM214 94V95H213ZM218 94H219V96H218ZM221 94V95H220ZM237 94V95H236ZM247 96H246V95ZM3 95V96H2ZM4 95L6 96V98L4 97ZM106 95V96H107ZM116 95V96H115ZM147 95H149V98H150V94L149 93H146V97L144 98V99H146L147 98V100L149 99L148 98V96ZM171 95V94H170ZM191 95H193L194 97H197L198 98V100H195V99H197V98H194V97H192ZM204 95V96H203ZM216 95V96H215ZM241 95H245V96H241ZM249 95V96H248ZM97 96V97H96ZM107 96V97H108ZM190 96L192 97L191 99H190ZM209 96H210V98H209ZM221 96V97H220ZM233 96H236L235 97V99H234V97ZM8 97V98H7ZM29 97H31V98H29ZM73 97V98H72ZM96 97V98H95ZM104 98V101L105 102H109L110 101V98ZM184 97H185V99H184ZM188 99H190L192 102H194L193 104H192V102H190V100H187V98ZM208 97V98H207ZM218 97V98H217ZM231 97L233 98V102L235 103H231V101H232V99H231ZM239 97V100L237 99ZM245 97H246V99H245ZM264 97V96H263ZM4 98V99H3ZM76 98V99H75ZM80 98V99H79ZM91 98V99H90ZM94 98V99H93ZM139 98V97H138ZM143 98V97H142ZM141 98V99H142ZM165 98V97H164ZM214 98V99H213ZM217 98V99H216ZM230 100V104H227V103H229V101H227L228 99ZM240 98H241V100H240ZM243 98L245 99V101H244V103H242V104H240L241 103V101L243 100ZM262 98V97H261ZM28 99V100H27ZM57 99V100H56ZM93 99V100H92ZM181 99V101H179ZM183 99V100H182ZM193 99V100H192ZM264 99V98H263ZM4 100V101H3ZM6 100V101H5ZM30 100V101H29ZM109 100V101H108ZM139 100H140V98H139ZM200 100H201V102H200ZM204 100H206L207 102H208V104L204 101ZM217 100V101H216ZM236 100H238L237 102L238 103H236L235 101ZM249 100V101H248ZM23 101V102H22ZM58 101V102H57ZM196 101V102H195ZM197 101H199V102H197ZM213 101V102H215L214 104L213 103H211V102ZM247 101V102H246ZM254 103H253V102ZM6 102V103H5ZM7 102L9 103L8 105H7ZM62 103V104H60V103ZM86 103V105L84 106V103ZM91 102H92V105H90L91 104ZM94 102V103H93ZM190 102V103H189ZM205 104H204V103ZM240 102V103H239ZM243 102V101H242ZM252 102V103H251ZM264 102V101H263ZM25 103V104H24ZM196 103V104H195ZM199 103H200V105H199ZM203 103V104H202ZM222 103V104H221ZM247 103V104H246ZM249 103H250V105H249ZM78 104H79V106H80V108H81V110H82V112H81V110H80V108H79V106H78ZM198 104V105H197ZM227 104V105H226ZM232 104V105H231ZM239 106H238V105ZM245 106H244V105ZM26 105V106H25ZM70 105H72V107L70 106ZM205 106L206 105V107L205 108H203V106ZM214 106L215 105V107H212V106ZM227 107H226V106ZM234 105V106H233ZM238 107H237V106ZM241 105V106H240ZM75 107V109H73L74 107ZM78 106V107H77ZM90 106V107H89ZM186 106V107H187ZM200 106V109H198V107ZM210 107L211 106V111H210V109H208V107ZM222 107V109H221V107ZM232 106H233V108L234 109H232ZM242 106H244V107H242ZM5 107H6V109H5ZM83 107V108H82ZM220 107V108H219ZM231 107V108H230ZM249 107H250V109H249ZM252 107V108H251ZM254 107V108H253ZM68 108V109H67ZM80 110V112L78 113V109ZM198 109V115H200V116H204V117H200L199 118V120H198V115H197V112H196V114H194L195 113V111ZM202 108V109H201ZM212 108H215L216 110L214 111V114H216V115H214L213 114V112H212ZM225 108V109H224ZM226 108H227V110H226ZM236 108H239V109H244V111H246V109H249V110H247L246 111V114L248 113L249 115H247L246 116V114H245V112L244 113H242L243 112V110L241 109V113L239 112L240 110L239 109H236ZM5 109V110H4ZM87 109V110H86ZM193 109V108H192ZM191 109V110H192ZM255 109V110H254ZM77 110V111H76ZM85 111V113H84V111ZM91 111V114H90V111ZM188 110H189V112H191V113H193V115H191V113H188ZM222 110V111H221ZM231 110V111H230ZM233 110H234V112H233ZM254 110V111H253ZM3 111H0V113L1 112H3ZM202 111H203V113L206 115H204L203 113H202ZM207 112V113H205V112ZM216 111H217V113H216ZM236 111V112H235ZM224 112V113H223ZM229 112H230V114L232 113H234V115H232V116H230V114H229ZM239 112V113H238ZM256 112V113H255ZM200 113V114H199ZM219 113V114H218ZM220 113H221V115H220ZM223 113V114H222ZM235 113L237 114L238 113V115L239 116H237V115H235ZM251 113V114H250ZM1 114H4V113H1ZM6 114V113H5ZM4 114V115H5ZM85 114V115H84ZM92 115V116H90V115ZM117 114V115H116ZM207 114H209L208 116H209V121H207V120H205V119H207L208 118V116H207ZM226 116H225V115ZM228 114V115H227ZM243 114V115H242ZM245 114V115H244ZM255 114H256V116L258 117V120H257V117L255 116ZM94 115V116H93ZM184 115V116H185ZM189 115H190V118H189ZM195 115V116H194ZM215 116V119H213V117L212 116ZM242 115V116H241ZM251 115H253V117L255 116L256 118H253ZM18 118V122H19V120L22 122L23 121V117L21 116V118H20V115H16ZM71 116H72V118H71ZM76 116V117H75ZM217 116V117H216ZM223 116H225V117H223ZM251 116V118H249V117ZM75 117V118H74ZM94 117V118H93ZM96 117V118H95ZM220 117V118H219ZM222 117V118H221ZM233 117H235V118H233ZM238 117V118H237ZM242 117V118H241ZM247 117V118H246ZM260 117V118H259ZM78 118H81L80 120L82 121H80ZM85 119L86 120V123L84 122L85 120H83V119ZM91 118V119H90ZM195 119V121H199V123L197 124V122H194V119ZM202 118V119H201ZM204 118V119H203ZM212 118V119H211ZM223 118H224V120H223ZM232 118V121L230 122L228 119H231ZM243 118H245V120L243 119ZM73 119H78V121H79V123L77 122V121H75V120H73ZM96 120V121H94V120ZM117 120V122H116V120ZM129 120V124H128V120ZM191 119V120H190ZM193 119V120H192ZM235 119H236V121H235ZM238 119V120H237ZM240 119H243V121L245 122V121H249L250 122V120L249 119H255L254 121V123H256L257 122V124H253L252 122H253V120H252V122H250L251 123V125L248 123V122H246L247 123V125L245 126L244 125V123H242L243 121L242 120H240ZM115 120V121H114ZM120 120V121H119ZM127 120V121H126ZM165 120V119H164ZM203 120V121H202ZM233 120H234V125H232L233 127H235L234 128V130L236 131V132H238L236 129L238 128V130H239V132L238 133H241V131H242V133H244L243 135H242V133L240 134V135H238V136H236L235 138L237 139V138H240V140L242 141V140H244V141H240L239 139V141H234L235 139H233V133H235L236 134V132L233 130V132L231 131L232 129H229V124L227 125V123H232L233 124ZM94 121V122H93ZM100 121V122H99ZM211 121H213L212 122V124H210L211 123ZM216 121V122H215ZM219 121H220V123H219ZM222 121V122H221ZM224 121H225V123H224ZM226 121H229V122H227L226 123ZM239 121H240V123H242L243 125H240V123H239ZM242 121V122H241ZM91 122H93V123H91ZM98 124H96V123ZM106 122H107V126L105 125L106 124ZM114 122H116L117 124H115L114 125ZM118 122H121L120 123V125L118 124ZM167 121H165V123H166ZM201 122V123H200ZM236 122H238L237 124H236ZM260 122V123H259ZM74 123H78V124H74ZM125 125H124V124ZM134 123V122H133ZM189 123V124H188ZM209 123V124H208ZM226 125H224V124ZM83 124V125H82ZM87 124H89V125H91V126H93V128L96 126V128H92L91 129V126H89V125H87ZM138 124H139V126H138ZM167 124H168V126H167ZM166 124V127H167V130H168V132L171 130V128H170V125H169V123H167ZM195 124H197V126L195 125ZM207 124V125H206ZM223 124V125H222ZM117 125H119L118 127L120 128L121 126V128L120 129H122V131L117 127ZM129 125V126H128ZM133 125V126H132ZM186 125L189 127V128H187L186 127ZM193 126V128L195 127V129H194V132H191L190 130H188V129H191L190 128V126ZM201 125V126H200ZM212 125H213V127H212ZM222 125V126H221ZM256 125V126H255ZM87 126V127H86ZM98 126V127H97ZM100 126L102 127V129L100 128ZM128 126V127H127ZM199 126V127H198ZM205 126V127H204ZM216 126V127H215ZM236 126H238V127H236ZM243 126V127H242ZM246 128H245V127ZM261 126V127H260ZM88 127H90V131L89 130H87L86 131V129L88 128ZM106 127V128H105ZM116 127V128H115ZM137 127V128H136ZM197 127H198V129H197ZM222 127H223V129H225L226 127H228L227 128V130H229L230 132H232V134L231 133H229V131H227V130H224V131H222L223 129H222ZM263 128V129H258V128ZM109 128V129H108ZM110 128H112V130H113V133L111 132L112 130L110 129ZM134 128V129H133ZM136 128V129H135ZM193 128H192V131H193ZM240 128V129H239ZM243 128V129H242ZM249 129V130H246V129ZM254 128V129H253ZM89 129V128H88ZM96 129V130H95ZM99 129H101V131H99ZM107 129H108V132H107ZM115 129H116V131H115ZM203 129V130H202ZM213 129V130H212ZM218 129V131L220 132H218V131H216V130ZM220 129V130H219ZM251 129V130H250ZM79 130V131H78ZM126 132H125V131ZM243 130L245 131V132H243ZM91 131L93 132H95L96 133V135H95V133L93 132V133H91ZM99 131V132H98ZM119 131H121L122 133H123V135H122V133L121 132H119ZM124 131V132H123ZM198 131V132H197ZM216 131V132H215ZM225 131H227V132H225ZM246 131H248V133H246ZM250 131H252V133L250 132ZM263 131V132H262ZM80 132V133H79ZM100 133V134H98V133ZM105 132H107L108 133V135H109V138H107V136L108 135H105V134H107V133H105ZM119 134H118V133ZM133 132V133H132ZM117 133V134H116ZM125 133H127L128 135H125ZM113 134V135H112ZM190 134V135H189ZM216 134H218V135H216ZM226 134H228L229 135V137H228V135H226ZM234 134V135H235ZM247 134H248V136H247ZM253 134V135H252ZM83 134L79 137H77V139H79V143H81L83 146H87V148H90V146L92 145V143H91V145H89L90 143H89V141L87 142V141H85V140H87L88 138H87V136H84ZM94 135V136H93ZM99 135H100V137H99ZM104 135H105V137H104ZM116 135V136H115ZM132 135V136H131ZM200 135H201V139H200ZM208 135V136H207ZM216 135V136H215ZM219 135H220V137H219ZM224 135H226V136H224ZM237 135V134H236ZM241 135H242V137H244V138H242L241 137ZM260 135V136H259ZM262 135V136H261ZM123 136L125 137V138H123ZM130 136H131V138H130ZM189 136V137H188ZM199 136V137H198ZM210 136L211 137H213V138H210ZM214 136L216 137V138H218L217 140L215 139L214 140ZM232 138H231V137ZM240 136V137H239ZM245 136H247V137H245ZM82 137V138H81ZM85 138V140H84V138ZM102 137H103V141L101 140L102 139ZM198 137V138H197ZM205 137V138H204ZM206 137H208V139L206 138ZM222 137V138H221ZM224 137V138H223ZM87 138V139H86ZM96 138V139H97ZM100 138V139H99ZM124 141H122L121 139ZM128 138V139H127ZM130 138V139H129ZM231 139V141H233L232 142V144H230L231 142H228V141H230V139ZM242 138V139H241ZM254 138H256L257 139V141H256V139H254ZM263 138V139H262ZM117 139H119V140H117ZM126 139V140H125ZM209 139H212V140H209ZM233 139V140H232ZM252 139H254V141H256V142H254V144H253V150L252 149H249V145H250V143L252 142ZM95 140V139H94ZM96 141L95 140V143H97V144H99V141ZM199 140H201V141H199ZM205 140V141H204ZM209 140V141H208ZM245 140H246V142H245ZM261 140V141H260ZM263 140V141H262ZM92 141V140H91ZM119 141V142H118ZM127 141V142H126ZM208 141V142H207ZM210 141H211V144H210ZM115 142V143H114ZM117 142V143H116ZM196 142H198V144L199 145H197V143ZM202 142V143H201ZM205 142V143H204ZM235 142V143H234ZM248 142H249V145H247L246 146V144H248ZM89 143V144H88ZM209 143V144H208ZM220 143H222V144H220ZM227 143V145H225ZM237 143V144H236ZM240 143L242 144L241 145V147L240 146H238V145H240ZM87 144V145H86ZM96 144V145H97ZM108 144V145H109ZM207 144V145H206ZM224 144V145H223ZM228 144H230V145H228ZM245 144V149L247 148L248 150H246V151H244L245 149H244V147H243V145ZM257 144V145H256ZM119 145V146H118ZM235 145V146H234ZM0 146H1V144H0ZM121 146V147H120ZM206 146H208V147H206ZM213 146H215V147H213ZM221 146H223V147H221ZM224 146H226V150L227 151H225V148H224ZM228 146V147H227ZM202 147H204V149L202 148ZM222 149H221V148ZM235 147V148H234ZM241 150H239L238 148ZM255 147V148H254ZM257 147V148H256ZM1 148H2V146H1ZM0 148V198L2 197H4V195L5 194H3V193H5V192H3L4 190H5V185L7 184V182H6V178L8 177V173H6V171H5V156H4V154H3V151H2V149ZM112 148H113V145H112ZM131 148V149H130ZM200 149V151H199V149ZM202 148V149H201ZM211 148V150H212V152H211V150H209ZM212 148H214V149H212ZM221 151V153H220V151L218 150V149ZM227 148H229V149H227ZM238 150H237V149ZM260 148V149H259ZM114 149V148H113ZM195 149V150H194ZM197 149V150H196ZM224 149V150H223ZM244 149V150H243ZM259 149V150H258ZM99 150L100 151H102L103 153H105L106 155H109V156H111V154H109L108 152H107V150L105 149V150H103L102 148L100 149L99 148ZM201 150H202V152H201ZM203 150H205L206 152L209 150L210 152H207V154H205V151H203ZM215 150V151H214ZM217 150H218V152H217ZM250 150V151H249ZM256 150V151H255ZM118 151V152H119ZM196 151V152H195ZM225 151V152H224ZM237 151H239V152H237ZM254 152L253 153V155H254V161H253V166L251 165V167L250 168H248V167H246V166H244L246 163H248V160H249V157H250V153L251 152ZM121 152H119L120 154H121ZM195 152V153H194ZM215 152H217V153H215ZM223 152V153H222ZM228 152V153H227ZM238 153V155H237V153ZM248 152H249V154H248ZM209 153V154H208ZM211 153V154H210ZM212 153H214V154H212ZM219 153V154H218ZM135 155L134 156H136V160H137V162L135 163V164H137L138 162H140V154H138V152H135L134 153ZM205 154V155H204ZM216 154V155H215ZM218 154V155H217ZM242 154H244L243 156H242ZM247 154V155H246ZM258 156H257V155ZM201 155H204V156H201ZM208 155V156H207ZM212 155V156H211ZM222 155H223V157H226V156H228L229 158H223L222 157ZM226 155V156H225ZM201 156V157H200ZM207 156V157H206ZM213 156H215V157H213ZM246 156H248V157H246ZM255 156H257V158L255 157ZM260 156V157H259ZM112 157V156H111ZM210 157V158H209ZM219 157H221V158H219ZM240 157V158H239ZM259 157V158H258ZM196 158H197V160H196ZM203 158V159H202ZM213 158H216L215 160L212 159ZM217 158H219V159H217ZM231 158H232V160H231ZM245 158H246V160H245ZM256 158V159H255ZM139 159V160H138ZM244 159V160H243ZM248 159V160H247ZM206 160H208V161H206ZM217 160V161H216ZM220 160V163L221 162H224V164H225V166L220 170V171H218V173L217 172H214V173H216V176H215V174L214 173H211V171L209 170V168H206V165H205V163L208 165L207 167H212V164H213V162H214V164H217L218 163V161ZM221 160H224V161H221ZM236 160V161H235ZM239 160H240V162H239ZM213 161V162H212ZM229 161V164L230 165H228V162ZM243 161V162H242ZM245 161V162H244ZM196 162V163H195ZM197 162H198V164H197ZM200 162V163H199ZM216 162V163H215ZM239 164H238V163ZM204 163V164H203ZM210 163V164H209ZM242 163V164H241ZM135 164H130V166H128L129 168L128 169H133L134 168V166H135ZM196 164V165H195ZM241 164V165H240ZM138 165V164H137ZM205 165V166H204ZM236 165V166H235ZM259 165V166H258ZM233 166H235V167H233ZM238 166V167H237ZM239 166L240 167H242V168H240L241 170H243V172H241L240 173V169H239ZM133 167V168H132ZM228 169H227V168ZM261 167V168H260ZM193 168V169H192ZM201 170H200V169ZM205 168L206 169H208V170H205ZM249 169V171L248 172H244V170H247V169ZM92 169V167H90V169H89V171ZM197 169H199L200 171H198ZM235 169V170H234ZM236 169H237V171H236ZM254 169V170H253ZM3 170V171H2ZM202 170H204V172L202 171ZM228 170V171H227ZM231 170L233 171V173L231 172ZM239 170V171H238ZM198 171V172H197ZM201 171H202V173H201ZM236 171V172H235ZM256 171V172H255ZM259 173H258V172ZM261 171V172H260ZM220 172V173H219ZM193 173V174H192ZM194 173H196L195 174V176L196 177H198V178H196L195 176H194ZM203 174V175H201V174ZM205 173H206V175H205ZM209 173V174H208ZM211 173V174H210ZM7 174V175H6ZM199 174V175H198ZM228 174V175H227ZM190 175H193V176H190ZM201 175V176H200ZM211 175H212V177H211ZM215 176V178L216 179H219V180H216L215 178H214V176ZM236 175V176H235ZM259 175V176H258ZM200 176V177H199ZM205 176V177H204ZM207 176V177H206ZM234 176V177H233ZM239 176V177H238ZM6 177V178H5ZM205 178V179H204ZM206 178H209V179H206ZM222 178H223V180H222ZM233 178H234V180H233ZM237 178V179H236ZM197 179V180H196ZM200 179V180H199ZM201 179H202V181H201ZM221 179V180H220ZM259 181H258V180ZM8 180V179H7ZM236 180H238V181H236ZM244 180V181H243ZM191 181V180H190ZM221 181V182H220ZM236 181V182H235ZM6 182V183H5ZM156 183H158L159 181H155ZM206 182H208V181H206ZM219 182V183H218ZM231 182H233V183H231ZM239 182V183H238ZM248 184H247V183ZM258 182V183H257ZM260 182V183H259ZM262 182V183H261ZM224 184V186H223V184ZM238 183V184H237ZM253 183V184H252ZM259 184V185H258ZM220 185H222V188H220L221 186ZM240 185V186H239ZM246 185V186H245ZM249 185V186H248ZM253 185V186H252ZM4 186V187H3ZM217 186H219V188L217 187ZM231 186V187H230ZM255 186H257V187H255ZM243 187V188H242ZM255 187V188H254ZM230 188V189H229ZM224 189V190H223ZM232 189V190H231ZM260 191H259V190ZM230 190V191H229ZM251 190V191H250ZM253 190V191H252ZM257 190V191H256ZM221 191V193H219V192ZM228 191V192H227ZM235 191V192H234ZM236 191H237V193H236ZM253 192V193H252ZM255 192V193H254ZM232 193V194H231ZM262 193V194H261ZM2 194V195H1ZM218 194H220V196L218 195ZM222 194V195H221ZM236 194V195H235ZM246 195H248V196H246ZM227 196V197H226ZM234 198V200H233V198ZM255 197V198H254ZM1 198V199H2ZM232 198V199H231ZM239 198V199H238ZM244 198V199H243ZM221 199H223V200H221ZM228 199V200H227ZM231 199V200H230ZM252 199V200H251ZM243 200V202H241ZM222 201H224V202H222ZM225 201H228V202H226V203H228V204H226L225 203ZM231 201V202H230ZM239 201V202H238ZM246 201V202H245ZM248 201V202H247ZM259 201V202H258ZM262 201V202H261ZM256 202V203H255ZM231 203V204H230ZM235 203V204H234ZM251 203V204H250ZM263 205H262V204ZM223 204H225V205H223ZM237 204V205H236ZM228 205V206H227ZM256 205V206H255ZM227 207V208H226ZM262 207V208H261ZM247 208V209H246ZM251 210H250V209ZM261 210H260V209ZM229 209H230V211H229ZM242 209H243V211H242ZM256 209V210H255ZM257 209L259 210V211H257ZM203 212H207L206 210H204V209H201ZM233 211V212H232ZM246 211V212H245ZM254 211V212H253ZM237 212V213H236ZM240 212H241V214H240ZM248 212V213H247ZM263 212V213H262ZM229 213V214H228ZM254 213V214H253ZM262 213V214H261ZM250 214V215H249ZM254 215V216H253ZM236 216V217H237ZM244 216H245V218L247 219V222H249V223H246V219L244 218ZM261 216V217H260ZM4 218L2 217V219H1V217H0V229H2V230H0L2 233H0V264H8V263H6L7 261H5L7 258V256H5L6 254H5V252L8 250V246L6 245L7 243H6V237H7V233H6V231L4 230V224L2 223V221L4 222L5 220H3ZM245 219V220H244ZM263 220V221H262ZM252 221V222H251ZM254 221V222H253ZM2 223V224H1ZM253 223H254V226H253ZM250 224V225H249ZM258 224V225H257ZM263 224V225H262ZM244 225V226H243ZM262 225V226H261ZM2 226V227H1ZM257 226V227H256ZM245 227V228H244ZM209 228V227H208ZM208 228L206 227L205 229V231H204V235H206L207 234V231H209L208 230ZM248 229H250V230H248ZM263 229V230H262ZM211 231V230H210ZM252 231H254V232H252V234H251V232ZM249 232V233H248ZM201 233V232H200ZM200 233H197L196 235H195V238L197 239V242H198V235L200 234ZM206 233V234H205ZM194 235H192L189 239L188 238H184L185 239V241L184 240H180V243L181 242H185V243H182L184 246H183V248H185L183 251H185V257L187 258V264H194V263H192V260L191 259H193V255L196 253V251H197V249L199 250V248H200V246L202 245V244H200V242H195L194 241ZM207 235H209V232H208V234ZM207 235L205 236V237H207ZM200 236V235H199ZM261 237V238H259V237ZM177 238V237H176ZM176 238H174V243L176 244L178 241H176L177 239ZM263 239V238H262ZM193 242V243H192ZM204 242H206V239L204 240ZM188 243V245H186ZM196 243V244H195ZM230 243V244H229ZM194 246H196V247H194ZM205 244V243H204ZM226 244V245H225ZM224 244V246L226 247V249H225V247L223 246V245H220L221 247V249L220 250H222L223 248L225 249H223V251H226V250H228V252H230L229 253V255H231L232 257H233V260H240V261H236L235 260V262L232 260V264H261V260H260V257L259 256H257L256 254L254 255V253H252V252H250V250L248 251L246 248V250L243 248V247H236L235 246V244L236 243H232V242H229V241H227L226 243ZM233 244V245H232ZM237 245V244H236ZM223 246V247H222ZM193 247H194V249H193ZM197 247H199V248H197ZM5 248V249H4ZM190 248H191V250H190ZM235 248H237V249H235ZM240 248L242 249V250H240ZM4 249V250H3ZM187 249V250H186ZM202 250H203V248H201ZM200 249V250H201ZM244 249V250H243ZM201 250V251H202ZM238 250V251H237ZM187 251V252H186ZM189 251V252H188ZM237 251V252H236ZM246 251V252H245ZM4 252V253H3ZM191 252V253H190ZM236 252V253H235ZM244 252V253H243ZM251 253V254H250ZM189 254V255H188ZM240 254V255H239ZM249 254V255H248ZM254 255V256H253ZM5 256V257H4ZM192 256V257H191ZM235 256L237 257V258H235ZM238 256H240L239 258H238ZM241 256H242V258H241ZM246 256V257H245ZM255 256H257V257H255ZM189 257H190V259H189ZM244 258V259H243ZM249 258V259H248ZM259 258V259H258ZM189 260H191V261H189ZM244 260V261H243ZM249 261V262H248ZM206 262V261H205ZM220 262V261H219ZM251 262V263H250ZM253 262V263H252ZM260 262V263H259ZM220 264V263H219ZM223 264V263H222ZM225 264H227V263H225Z\"/></svg>",
    "mask_w": 264,
    "mask_h": 264
}]
</instances>
